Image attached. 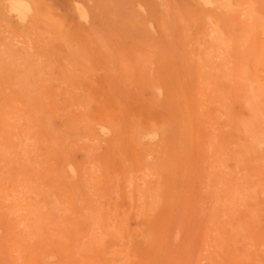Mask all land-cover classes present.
<instances>
[{
  "label": "rangeland",
  "instance_id": "1",
  "mask_svg": "<svg viewBox=\"0 0 264 264\" xmlns=\"http://www.w3.org/2000/svg\"><path fill=\"white\" fill-rule=\"evenodd\" d=\"M5 1L10 0H0L3 6L1 7L0 5V12L2 11L0 13V21L3 23H0V26L2 27L0 28L2 31H0V41L2 40L4 42L6 39V42H0V54L2 55H0V57H2V59L0 58V126H2L3 124L1 125V123L4 122L5 124L2 127L6 126L7 124L13 125L10 126V129L8 125L6 126L9 130L5 127L4 129L0 128V140H2V142L4 140L5 142V144L0 142V145L4 144V146H1L0 149V151H2V153L0 152V154H2L0 155L2 156L0 157V161H6V164L4 163L5 165H2V163L0 162V173L2 175V178L0 177V183H2L0 184V214L2 215H0V226H2L0 227V264H44V261L46 262V264H264V62H260V59L262 60L261 57L264 58V42H261L264 41V0H221V2L220 0H216V3L214 2L215 4L213 3L212 5H206V8H204L203 3L200 0H24V3L31 8L30 15L35 16L34 18L33 16L32 18H30V16L25 18L24 22L23 20H17V17L14 16L13 13H8L9 5L8 2ZM11 1L9 4H13V2L15 3V1ZM136 4H138L139 6ZM217 4H219L220 7ZM221 5L225 6L222 7ZM226 5L230 7L227 8V10L229 9L228 11L226 10V7H228ZM5 7L7 8V10ZM79 8L80 12H78L79 16H77V10L79 11ZM174 8H176V11ZM34 11H36V13ZM226 11L231 12L227 14ZM249 12L251 14H249ZM80 13L82 17L80 16ZM206 14H209V16H207ZM252 14L254 15L253 17ZM110 15L113 16L110 17ZM9 16L11 17L9 18ZM246 16L247 18H245ZM38 17L40 19H38ZM78 17L81 19L78 20ZM159 17L161 20L159 19ZM180 17L181 20L179 19ZM33 19L35 20V22ZM247 19L248 23L246 24L245 22H247ZM252 19H255L253 20V23L251 22ZM39 20L43 21V25H46V27L49 25L50 27L48 28L52 29L50 30L41 25V21ZM46 20L48 22H46ZM192 20L194 22H192ZM6 21L11 27L8 26V23H6ZM19 21H21L22 23ZM53 21L55 23H52ZM144 21L146 23H144ZM249 21L252 24H250ZM30 22H34V24H31ZM59 23L60 25L61 23L63 24L61 25V28L59 27ZM35 24L37 25L35 26ZM51 24L53 25L51 26ZM54 24L56 25L54 26ZM252 25L257 28L254 29ZM27 26H29L31 30L29 27L27 28ZM42 26L46 29V31L44 28H42ZM230 26L232 28H230ZM247 26L251 28H248ZM5 27H9L11 29L9 30ZM246 27L248 29H246ZM259 27H263V31H260ZM128 28L131 29L129 30ZM182 28L185 30L183 31ZM252 28L255 31L251 30ZM36 29H38V33ZM39 29L41 32L39 31ZM181 29L183 32L181 31ZM234 29L236 31H234ZM64 30L67 31L63 32ZM209 30H211L213 33H211V31ZM5 31H8L7 35H5ZM34 31H36V33ZM185 31L190 32H187V35L189 34L188 37H186L187 35ZM246 31H250V34L246 35ZM202 32L204 33V35ZM214 32L218 34L216 35ZM260 32H262V37H260ZM39 33L40 35L42 34L41 37L43 36V39L39 37ZM54 33H57L58 36L57 34L54 35ZM64 33H66L67 35H64ZM10 34H12L13 37H11ZM18 34L20 37L17 36ZM175 34L179 36L177 37ZM211 34L212 36H210ZM14 35L16 36V38ZM182 35L184 36L182 37ZM245 35L247 38L245 37ZM53 36L55 37V39ZM205 36H208L210 38L206 37V39ZM243 36L247 40H245ZM254 36L260 42L255 40ZM36 37L39 38L38 40L40 42ZM45 37L46 39H53V41L49 39L48 42V39L46 40ZM28 38L30 39L29 44ZM62 38L66 41V43ZM184 38L186 41L184 40ZM197 38H199V40ZM214 38L218 40L219 43L221 42V40H223V44L221 45V42L219 45L216 40L214 41ZM225 38L231 40L232 43H230ZM240 38L243 39L240 40ZM208 39L209 43L212 44L211 47L208 43ZM42 40L43 42H45L43 43ZM55 40H57L58 42ZM183 40L185 42H183ZM239 40L246 44L243 45V43L239 42ZM251 40L255 41L253 42ZM37 42L40 43H38L39 47H41L42 44L44 47L45 44V49H43V51V47H41L40 49L36 44ZM67 42L71 44L69 45ZM224 43H226V45L228 44L227 46L229 47L226 48V45H224ZM252 43L257 44H255L256 46H254L258 50L252 48ZM31 44L36 46L31 47ZM54 45L57 46V48ZM80 45L81 48L83 47L82 49L78 48L80 47ZM184 45L186 47V50L191 52V54H189V52L185 50ZM186 45L190 46L187 47ZM258 45H262L263 47L260 46V48H258ZM62 46H65V48L67 49L63 48ZM24 47L29 50L26 51ZM150 47L154 48L150 49ZM208 47L210 49L212 48V50H207L206 48ZM31 48H34V51H32ZM50 48H52L51 50H53L54 48V50L50 51ZM225 48L226 51L224 50ZM245 48L246 50H244ZM247 48L251 49L252 52L250 50L248 52H251L250 54L255 52L258 56L261 52H263V55L261 53L260 56H262H256L255 59L254 56L252 57V55H250L254 59L252 60L249 54L246 53L248 50ZM261 48L262 51L260 50ZM47 49L50 54L47 52ZM229 49L231 50L229 51ZM30 50L33 53H31ZM58 50H61V52ZM217 50L218 52H216ZM242 50H244L245 52ZM185 51L188 53H186ZM177 52H179V54H177ZM201 52L202 54H199ZM223 52L226 55H224ZM192 53L193 59L196 60L190 59L192 58ZM210 53L212 54L210 55ZM239 53L241 55H239ZM35 54L37 55L33 56ZM40 54L43 55L40 56ZM52 54H55L54 59ZM50 55L52 57H48ZM124 55L125 57L120 58V56ZM178 55H180L179 58ZM245 55L246 57H244ZM4 56H6V58ZM207 57L212 59V62ZM248 57L250 58L251 63L247 61L246 58ZM48 58L50 60H46ZM83 58L85 62H83ZM87 58L88 60H86ZM89 58L92 60V65ZM242 59H244L243 62L241 61ZM26 60L31 61V63L29 61L27 62ZM251 60L253 62L255 60H259L258 62L260 63L255 61L257 63V66H255L256 63L254 62L253 65ZM24 61H26V63ZM194 61H196V65ZM17 62L19 65L17 64ZM244 62L250 69L245 66ZM2 63L5 64V68L3 67ZM39 63L40 67L37 66ZM238 63H240L241 66H239ZM242 63H244V65H242ZM251 64L253 67L251 66ZM11 65H14L15 67H11ZM23 66H26V69ZM43 66L51 67L49 69H46ZM205 66H207V68ZM65 67L67 68L66 70ZM14 69L16 71L18 70V72H15ZM40 69L42 70L41 72ZM87 69L91 71H88ZM197 69L199 70V72ZM4 70H6L7 72ZM28 70L32 72V77ZM22 71H25L27 73H23ZM49 71H51V73H48ZM11 72H13L14 74ZM19 72H22L26 75L23 76ZM27 74H29L30 76L26 77ZM52 74L55 76V78ZM244 74L246 75V78L244 77ZM14 75H17V77L19 76L20 80L17 81L18 78ZM33 75L36 78H34ZM235 75H237V79L234 77ZM22 76L25 82L23 78L22 82L20 78ZM121 76L122 78H120ZM211 76L214 78H212ZM64 77L67 80L70 79V81H72L75 77L76 80L74 79L75 82L74 80L72 82H68ZM13 78L15 79L13 80ZM26 78L29 79L26 80ZM58 78H60V80ZM4 79L8 86L7 84L6 86L3 85L5 84V82H3ZM255 79L258 80L256 81ZM11 80L12 82H8ZM247 80L250 82V84ZM53 81L54 83L56 81L58 84H54ZM30 83L32 85H30ZM137 84H139L140 86ZM209 84H211V86ZM14 85H16L17 88H15L16 86ZM20 85L21 88H19ZM65 85L66 87H64ZM9 86L10 88H8ZM75 86L78 88V90L75 89ZM83 86L85 88L88 86L89 89L88 87L86 88L88 89L87 92L90 91L92 94L88 92L90 93L89 95ZM208 86L213 90L208 88ZM146 87L147 90L145 89ZM253 87H255V90ZM100 88H103V90ZM245 88L247 90L246 92ZM144 89L146 91H144ZM29 90L31 93L28 92ZM12 91H14L13 94H11ZM19 91L21 93H19ZM40 91L45 92L40 93ZM208 91L210 93H213L210 94L208 93ZM46 92H48V94ZM152 92H155L156 94H153ZM9 93L11 94V96L9 95ZM57 93L59 94L58 96L55 95ZM129 93L131 95H129ZM188 93L193 94L189 95ZM3 94L6 95L4 96ZM20 94L21 96H19ZM28 94L32 95L29 96ZM103 95L106 96V98ZM107 95L109 96V98ZM187 95L189 97L191 96L193 100ZM209 95L211 98L209 97ZM214 95L216 99L217 97H220V99L218 98L216 101ZM18 96L21 99L23 98L24 101L26 99L27 100L24 102L23 100H20ZM102 96L105 100L102 98ZM227 96L230 99H228ZM15 98H17V100ZM33 98L35 100H33ZM94 98L96 99V102L93 101ZM129 98H131L132 100ZM41 99L43 100V102ZM211 99L216 102V105ZM5 100L8 104H11L8 106ZM51 100L53 102H50ZM65 100L66 102L64 103ZM71 100H76V106L73 104L74 102L72 103ZM189 100L190 102L192 100L194 103H190ZM225 100L229 101L227 102ZM60 101L63 103L60 104ZM149 101L151 103H148ZM207 101L210 104H207ZM49 102L50 105L48 106L47 104H49ZM109 102H111V106L109 105ZM139 102L140 104H142V106L138 104ZM24 103L25 105H27L26 107H24ZM31 103L34 106H40L39 108H45V111H41L38 107H34L33 105H31ZM54 103H56V105ZM20 104L23 106V108ZM63 104L65 106L67 104V106L65 107ZM86 104L88 108L84 106ZM123 104L124 107L122 108ZM3 105H5V107ZM51 105L52 108L53 106L56 108H53V110L50 111V109H52ZM138 105H140L142 108ZM146 105L147 107H145ZM12 106L15 107L13 108L14 111H11ZM106 106L108 107L105 108ZM117 106L120 108H118ZM221 107H223L224 109H222ZM3 108H5V111L3 110ZM24 108L27 109L25 110ZM131 108H133V110H131ZM203 108H205V110ZM69 109L70 111H72L71 113L70 111L68 112ZM92 109L94 112L92 111ZM115 109L117 112H115ZM123 109L127 111H124ZM2 110L5 112V114L8 113L6 114L8 116H12L13 114V118H9L10 116H7L6 118V115L2 113ZM78 110L80 113L78 112ZM83 111H85V113ZM129 111L132 113H130ZM213 111L216 112V116H213L215 115ZM63 112H65V114ZM127 112L130 115L127 114ZM137 112H141V114L139 113V115ZM30 113L32 114L30 115ZM34 113H36L37 115ZM47 113L49 114L48 116L46 115ZM50 113L54 116H51ZM87 113L89 114V116H87ZM117 113L118 115L121 114L120 120H117L119 117L116 115ZM1 114L5 116L4 119ZM73 114H75V116ZM147 115L149 116V119ZM195 115L197 119H195ZM76 116H78L79 120H76ZM79 116H81L82 118ZM134 116H137V119ZM192 116L193 118H191ZM32 117L35 118L31 120ZM55 117H57L58 119H56ZM67 117L69 119L71 118L69 122L72 121L73 123H70L74 126H68L70 125V123L65 120L67 119ZM86 118L89 120H87ZM90 118L92 119L90 120ZM113 118H115V120ZM124 118L125 122L122 123V121H124ZM134 118L135 120L139 121L141 118V122L138 121L136 123V121H134ZM151 118L153 120L155 118L156 119L153 121L150 120ZM1 119L4 120V122ZM62 119L68 124H64L65 122L62 121ZM85 119L87 120V122L85 121ZM28 120L29 122L27 123L26 121ZM39 120L40 122H38ZM43 120L46 121L43 122ZM131 120L133 121V123H131ZM34 121L40 124L43 122V127H41L42 124H38L39 126H37V123ZM99 121L101 122L99 123ZM151 121L153 122L151 123ZM45 123H48L46 127L44 126ZM108 123L112 124L109 125ZM142 123L146 125H142L143 127L140 126ZM211 123L212 125H215L210 126ZM17 124L24 126H18ZM82 124L83 126L80 128L79 126H81ZM84 124H86V126ZM113 124L118 125H116L117 127H115L113 126ZM127 124L129 125L127 126ZM135 124H139L140 127H136L137 125ZM31 125L33 126L32 128ZM106 125H109V127ZM131 125L133 130L131 129ZM54 127L56 128L54 129ZM62 127L63 129H67L63 130ZM70 128L72 130H70ZM141 128H145V132L141 131L143 130ZM5 129L7 130V132ZM11 129L13 130V132ZM73 129L74 131H78L79 129L80 132L82 130L84 131H82L81 134L78 133L79 131L70 134ZM100 129H102L103 131ZM56 130L60 133L58 132L56 134ZM68 130L70 132H68ZM133 131L135 132V134ZM246 131L248 134L246 133ZM64 132L67 133L65 134ZM193 132L195 134L194 136ZM68 133L70 135H68ZM138 133L141 134L136 135ZM1 134H4V137H2ZM7 134H10L12 139L9 138ZM60 134L63 135V138L62 136H59ZM20 135H22L23 138ZM192 136L195 138H193ZM5 137H8V140L4 139ZM244 137H246V139L248 137L250 138H248L249 140L247 139L245 141ZM71 138L76 139V141L72 140ZM122 138L125 140H123ZM70 139L72 141H70ZM94 139H96L97 141L95 140L96 142H93ZM10 140L11 142H9ZM57 140L61 141L58 142ZM121 140L123 141L122 143L120 142ZM250 141L253 143H251ZM8 142L10 143V146L6 144ZM12 142L14 143V145ZM54 142L55 144H58L57 146L61 147L63 150L61 148L60 150H58V147L54 144ZM118 142H120V144ZM132 142L133 144H131ZM239 142L240 144H238ZM42 143H45L46 146L44 145V147ZM7 145L8 147H5ZM38 145L40 147H38ZM49 145H52L54 148L52 146L50 147ZM22 146L26 148H23ZM65 146L66 148H63ZM2 147L3 150L4 147L6 151L8 148L9 150L5 152V150H2ZM12 147H14L15 150H13ZM11 148L12 152H10ZM71 148H73V150H71ZM27 149L31 152H28ZM33 150L35 151L33 152ZM45 150L48 152L47 155L46 153H44ZM13 151H15L16 153ZM60 151L63 153V157H61L62 153ZM66 151L69 153H66ZM134 151H136L135 153L138 155H135ZM8 152H10L11 154ZM22 152L24 155L22 154ZM17 153L19 154V159L18 157H15ZM49 153H51V155ZM56 153H58L59 155ZM12 154L14 155L15 159L17 158L18 160L13 159L14 157L12 158ZM26 154L29 156V158L32 157V159H28V156ZM72 154L75 156L71 157ZM3 155H5L7 158L10 157L8 158L10 162ZM48 155V162L51 163L50 165L49 163L47 164V160H45L48 158ZM130 157L132 159H130ZM135 157L137 159V163L135 162ZM50 159L52 160L50 161ZM42 160L45 162H43ZM21 163L24 164L21 165ZM29 163L30 166L33 165V168L39 171L34 169L32 170V167L28 168ZM14 164H16L17 166ZM8 165H11L10 167H13L10 168ZM7 166L9 168H7ZM20 169L22 173L19 171ZM28 169H31V173H28ZM43 170H45L46 177L44 176L45 174H43ZM2 171H4V174L2 173ZM5 172H10V175L9 173ZM14 172H16V174H14ZM36 173L39 174L37 175ZM22 174H24V176ZM6 175L8 177H11L10 181ZM26 176L29 178H27ZM23 177L26 179H24ZM37 177H39L38 179L40 180H38ZM41 177L43 178L42 181ZM28 182H30V184ZM38 182L41 184H39ZM11 184L15 186L12 187ZM22 184H26L24 185L25 187L22 186ZM33 184L35 185L33 186ZM38 185L40 187H38ZM35 186L36 188H34ZM14 187L15 189H13ZM30 187L31 190L34 189L32 192H30L31 190H29ZM40 188H42L43 190H40ZM19 190H21L22 196L21 194H19ZM37 191L38 193L40 192L39 194L41 195L37 194V196ZM4 196L6 197L7 201ZM8 198L9 200L11 199V201H9ZM29 199L32 200L29 201ZM12 201L14 204L12 203ZM15 201H17L18 203ZM23 201H25L26 203ZM37 201L39 202L36 203ZM42 201V204H44L45 206L40 203ZM23 203H25L26 205H23ZM51 203L53 205H51ZM57 203H59V205L62 204L60 207L64 206V208H61V210L59 207L60 210H58L57 206L59 205ZM21 204L22 206L20 207ZM27 204L29 207L27 206ZM36 205L39 206L36 207ZM49 207L54 213H52ZM3 209L4 211L2 212ZM11 210H13V212H11ZM18 211L20 212V214ZM47 211H49V213H47ZM10 214H12V216ZM15 214L18 217H13V215L15 216ZM52 216L54 217L52 218ZM6 217L8 218V220H11L8 221ZM55 217L56 219L54 221L53 219ZM17 218H22V220H17ZM39 219L42 220H40L39 222ZM43 219H47L48 221H44V223ZM63 219H65V223L64 221H61ZM29 220L31 221V223ZM41 221L43 224L41 223ZM18 222L22 223L21 226ZM56 222L61 224V226ZM15 223H17L20 228H18L19 226L14 227L13 224ZM25 223L27 224L25 225ZM34 224L36 229L34 228ZM8 225H10L11 228ZM17 225L15 224V226ZM50 225H52V229H50ZM36 230H38V232ZM39 230H44L47 232L44 233L43 231L41 233ZM54 230L56 231L54 232ZM10 233H12L13 235H10ZM33 236L36 237V241L34 239L35 237ZM45 238H47L48 241H46ZM145 238L146 240H144ZM60 239L62 240L60 241ZM58 241L61 243V246L60 243H57ZM11 243L13 246L11 245ZM4 248L6 249L4 250ZM17 250L21 251V253H19ZM8 251L11 252L10 255L8 254ZM12 251H17L16 253L18 254L13 253ZM14 254H16L17 258L16 256H14ZM44 254H46V256ZM53 254L55 257L53 256ZM18 256L20 258H18ZM40 257L43 260L40 259ZM50 257L52 258V260ZM16 260L18 261L16 262Z\"/></svg>",
  "mask_w": 264,
  "mask_h": 264
},
{
  "label": "bare ground",
  "instance_id": "2",
  "mask_svg": "<svg viewBox=\"0 0 264 264\" xmlns=\"http://www.w3.org/2000/svg\"><path fill=\"white\" fill-rule=\"evenodd\" d=\"M10 1H11V0H10ZM10 1H5V2H8V5H9V7H8V11H9V12H8V13H10V14L13 13L14 16L17 17V20H18V19L21 20V21L23 20V22H24V19H25V18H27V17H29V16H30V18H32L33 15H30V14H31V8H30L27 4L24 3V0H23V1L21 0L23 3H22L20 0H12V1H15V3L13 2V4H12V3L9 4ZM12 1H11V2H12ZM16 1H17V2H16ZM18 1H20V2H18ZM30 1H31V0H30ZM200 1L203 3L204 8H206V7H205L206 5H210V4L212 5L214 2L216 3V0H200ZM217 1H218V0H217ZM2 2H3V1H2ZM71 2H72V1H71ZM220 2H221V0H220ZM197 3H198V2H197ZM215 3H214V4H215ZM176 4H177V3H176ZM221 4H222V3H221ZM261 4H262V3H261ZM0 5H1V7H3L2 4H1V2H0ZM4 5H5V4H4ZM136 5H138V4H136ZM217 5L219 6V4H217ZM217 5H216V6H217ZM33 6H34V5H33ZM126 6H127V5H126ZM138 6H139V5H138ZM221 6H222V5H221ZM223 6H225V5H223ZM223 6H222V7H223ZM226 6H228V5H226ZM174 7H175V6H174ZM210 7H211V6H210ZM219 7H220V6H219ZM5 8H6V7H5ZM112 8H113V7H112ZM114 8H115V7H114ZM170 8H171V7H170ZM227 8H230V7H229V6L226 7V10H227ZM34 9H35V8H34ZM174 9H175V11H176V8H174ZM178 9H179V8H178ZM221 9H223V8H221ZM6 10H7V8H6ZM6 10H5V11H6ZM114 10H115V9H114ZM228 10H229V9H228ZM228 10H227V11H228ZM81 11H82V10H81ZM179 11H180V10H179ZM227 11H226V12H227ZM1 12H2V11H1ZM1 12H0V13H1ZM34 12L36 13V11H34ZM78 12H80V8H79V11L77 10V14H78ZM230 12H231V11L227 12V14H229ZM8 13H7V14H8ZM35 13H34V15H35ZM82 13H84V12H82ZM206 13H207V12H206ZM10 14H9V15H10ZM116 14H117V13H116ZM249 14H251V13L249 12ZM4 15H5V14H4ZM82 15H83V14H82ZM113 15H114V14H113ZM113 15H110V17H112ZM124 15H125V14H124ZM159 15H160V14H159ZM173 15H174V12H173ZM179 15H180V14H179ZM206 15H207V14H206ZM36 16H37V15H36ZM77 16H79V14H78ZM80 16H81V13H80ZM180 16H181V15H180ZM207 16H209V14H208ZM224 16H225V15H224ZM231 16H232V15H231ZM247 16H249V15H247ZM247 16H246L245 18H247ZM250 16H251V15H250ZM253 16H254V15L252 14V17H253ZM5 17H6V16H5ZM10 17H11V16H9V18H10ZM34 17H35V16H33V18H34ZM81 17H82V16H81ZM126 17H127V16H126ZM160 17H161V16H160ZM160 17H159V19H160ZM163 17H164V16H163ZM175 17H176V16H175ZM177 17H179V16H177ZM181 17H182V16H181ZM181 17L179 18L180 20H181ZM204 17H205V16H204ZM222 17H223V16H222ZM6 18H7V17H6ZM36 18H37V17H36ZM36 18H35V19H36ZM47 18H48V17H47ZM78 18H79V17H78ZM114 18H115V17H114ZM133 18H134V17H133ZM189 18H190V17H189ZM207 18H208V17H207ZM207 18H206V19H207ZM223 18H224V17H223ZM226 18H227V17H226ZM241 18H242V16H241ZM245 18H244V19H245ZM38 19H40V18L38 17ZM80 19H81V18H79L78 20H80ZM182 19H183V18H182ZM228 19H229V18H228ZM232 19H233V18H232ZM6 20H7V19H6ZM31 20H32V19H31ZM33 20H34V19H33ZM113 20H114V19H113ZM160 20H161V19H160ZM234 20H235V19H234ZM253 20H255V19H252V21H251L252 23H253ZM4 21H5V19H4ZM4 21H3V22H4ZM21 21H19V22H21ZM37 21H38V20H37ZM39 21H41V20H39ZM107 21H108V20H107ZM177 21H178V20H177ZM183 21H184V20H183ZM213 21H214V20H213ZM226 21H227V20H226ZM240 21H241V20H240ZM245 21H246V20H245ZM27 22H28V21H27ZM34 22H35V20H34ZM34 22H32V23L34 24ZM42 22H43V21H41V25H43ZM46 22H48V21L46 20ZM111 22H112V21H111ZM180 22H182V21H180ZM192 22H194V21L192 20ZM0 23H2V22L0 21ZM6 23H8V22L6 21ZM6 23H5V24H6ZM15 23H16V21H15ZM21 23H22V22H21ZM30 23H31V22H30ZM30 23H29V24H30ZM32 23H31V24H32ZM38 23H39V22H38ZM52 23H55V22L53 21ZM144 23H146V22L144 21ZM147 23H148V22H147ZM226 23H227V22H226ZM245 23H246V24L248 23V19H247V22H245ZM249 23H250V21H249ZM252 23H250V24H252ZM2 24H3V23H2ZM2 24H1V25H2ZM12 24H13V23H12ZM131 24H132V23H131ZM183 24H184V22H183ZM193 24H194V23H193ZM193 24H192V25H193ZM205 24H206V23H205ZM208 24H209V23H208ZM213 24H214V23H213ZM243 24H244V23H243ZM246 24H245V25H246ZM14 25H15V24H14ZM20 25H21V24H20ZM36 25H37V24H35V26H36ZM52 25H53V24H51V26H52ZM55 25H56V24H54V26H55ZM57 25H58V23H57ZM59 25H60V23H59ZM61 25H63V24L61 23ZM61 25L59 26L60 28H61ZM148 25H150V24H148ZM181 25H182V24H181ZM216 25H217V24H216ZM216 25H215V26H216ZM8 26H9V23H8ZM12 26H13V25H12ZM25 26H26V25H25ZM32 26H33V25H32ZM35 26H34V27H35ZM43 26L46 27V25H43ZM43 26H42V28H44ZM124 26H125V24H124ZM146 26H147V25H146ZM184 26H185V25H184ZM193 26H194V25H193ZM206 26H207V25H206ZM211 26H213V25H211ZM248 26H250V25H248ZM248 26H247V27H248ZM252 26H253V25H252ZM255 26H256V25H255ZM9 27H11V26H9ZM9 27H7V28L10 30L11 28H9ZM28 27H29V26H27V28H28ZM48 27H50V26L48 25L46 28H48ZM100 27H101V26H100ZM131 27H132V26H131ZM152 27H153V26H152ZM182 27H183V25H182ZM233 27H234V26H233ZM236 27H237V26H236ZM247 27H246V29L251 28V27H248V28H247ZM253 27H254V26H253ZM0 28H2V27L0 26ZM5 28H6V27H5ZM7 28H6V29H7ZM14 28H15V27H14ZM29 28H30V27H29ZM37 28H38V27H37ZM172 28H173V27H172ZM183 28H184V27H183ZM183 28H182V29H183ZM185 28H186V27H185ZM209 28H210V27H209ZM216 28H217V27H216ZM230 28H232V27L230 26ZM234 28H235V27H234ZM256 28H257V27H254V29H256ZM259 28H260V27H259ZM262 28H263V27L260 28V31L262 30ZM12 29H13V28H12ZM18 29H19V28H18ZM34 29H35V28H34ZM44 29H45V28H44ZM48 29H50V28H48ZM51 29H52V28H51ZM51 29H50V30H51ZM63 29H65V28H63ZM63 29H62V30H63ZM128 29L130 30L131 28H128ZM173 29H174V28H173ZM182 29H181V31H182ZM204 29H205V28H204ZM235 29H236V28H235ZM235 29H234V31H236ZM244 29H245V28H244ZM254 29L252 28L251 30L255 31ZM13 30H14V29H13ZM26 30H27V29H26ZM30 30H31V28H30ZM37 30H38V29H36V31H37ZM176 30H177V29H176ZM184 30H185V29H183V31H184ZM207 30H208V29H207ZM232 30H233V29H232ZM0 31H1V29H0ZM28 31H29V30H28ZM36 31H34V32L36 33ZM39 31H40V29H39ZM45 31H46V29H45ZM60 31H61V30H60ZM66 31H67V30H66ZM66 31L64 30L63 32H66ZM101 31H102V30H101ZM151 31H152V30H151ZM151 31H149V32H151ZM183 31H182V32H183ZM189 31H190V30H189ZM189 31H185L186 35H187V32H189ZM204 31H206V30H204ZM209 31H211V30H209ZM224 31H225V30H224ZM234 31H233V32H234ZM253 31H252V33H253ZM256 31H257V30H256ZM262 31H263V30H262ZM1 32H2V31H1ZM5 32H6L5 35H7V32H8V31H5ZM10 32H11V31H10ZM13 32H14V31H13ZM13 32H12V33H13ZM16 32H17V31H16ZM22 32H23V31H22ZM40 32H41V31H40ZM61 32H62V31H61ZM222 32H223V31H222ZM230 32H231V31H230ZM246 32H247V31H246ZM249 32H250V31H249ZM249 32H247L248 34L246 33V35H249V34H250ZM3 33H4V32H3ZM14 33H15V32H14ZM26 33H27V32H26ZM37 33H38V31H37ZM44 33H47V32H44ZM172 33H173V32H172ZM189 33H190V32H189ZM199 33H200V32H199ZM202 33H203V32H202ZM202 33H201V34H202ZM206 33H207V32H206ZM206 33H205V34H206ZM209 33H210V32H209ZM209 33H208V34H209ZM211 33H213V32L211 31ZM214 33H215V32H214ZM220 33H221V32H220ZM255 33H257V32H255ZM260 33H261V34H260V37H262V36H263V35H262V32H260ZM19 34H20V33H19ZM19 34L17 35L18 37H20ZM24 34H25V32H24ZM33 34H34V33H33ZM33 34H31V35H33ZM56 34H57V33H56ZM56 34L54 33V35H56ZM62 34H63V33H62ZM89 34H90V33H89ZM100 34H101V33H100ZM215 34H216V33H215ZM217 34H218V33H217ZM217 34H216V35H217ZM230 34H231V33H230ZM243 34H245V33H243ZM15 35H16V34H15ZM15 35H14V36H15ZM22 35H23V34H22ZM26 35H27V34H26ZM38 35H39V37H41L42 34L40 35V33H39ZM44 35H45V34H44ZM52 35H53V34H52ZM64 35H67V34L64 33ZM86 35H87V34H86ZM172 35H173V34H172ZM175 35H176L177 37L179 36V35H177V34H175ZM188 35H189V34H188ZM188 35H187L186 37H188ZM197 35H199V34H197ZM203 35H204V33H203ZM213 35H214V34H213ZM228 35H229V33H228ZM239 35H240V34H239ZM239 35H238V36H239ZM246 35H245V37H246ZM253 35H254V33H253ZM0 36H1V35H0ZM10 36L13 37L12 34H10ZM57 36H58V34H57ZM183 36H184V35H182V37H183ZM195 36H196V35H195ZM210 36H212V34H211ZM221 36H222V34H221ZM230 36H231V35H230ZM240 36H241V35H240ZM3 37H4V36H3ZM11 37H9V38H11ZM25 37H26V36H25ZM32 37H33V36H32ZM32 37H31V38H32ZM53 37H54V36H53ZM63 37H64V36H63ZM83 37H84V36H83ZM91 37H92V36H91ZM101 37H102V35H101ZM196 37H197V36H196ZM201 37H202V35H201ZM206 37H208V36H205V38H206ZM214 37H216V36H214ZM218 37H219V36H218ZM225 37H227V36H225ZM252 37H253V36H252ZM254 37H255V36H254ZM0 38H1V37H0ZM15 38H16V36H15ZM36 38H37V37H36ZM41 38L43 39V36H42ZM51 38H52V36H51ZM56 38H57V37H56ZM167 38H169V37H167ZM208 38H210V37H208ZM243 38H244V36H243ZM243 38H242V39H243ZM246 38H247V37H246ZM20 39H21V38H20ZM33 39H34V38H33ZM38 39H39V38H37V40H38ZM45 39H46V37H45ZM47 39H48V38H47ZM47 39H46V40H47ZM49 39H50V38H49ZM49 39L47 40L48 42H49ZM54 39H55V37H54ZM58 39H59V37H58ZM62 39H63V38H62ZM178 39H179V38H178ZM197 39L199 40V38H197ZM200 39H202V38H200ZM203 39H204V36H203ZM206 39H207V38H206ZM212 39H213V38H212ZM221 39H222V38H221ZM225 39H227V38H225ZM236 39H238V38H236ZM242 39L240 38V40H242ZM244 39H245V38H244ZM253 39H254V38H253ZM9 40H10V39H9ZM9 40H8V41H9ZM17 40H18V39H17ZM29 40H30V39L28 38V44H29ZM50 40L53 41V39H50ZM63 40H64V39H63ZM184 40H185V38H184ZM184 40H183V42L186 41V40H185V41H184ZM215 40H216V39L214 38V41H215ZM227 40H228V39H227ZM240 40H239V42H242V41H240ZM245 40H247V39H245ZM245 40H244V41H245ZM255 40L258 41V39H256V37H255ZM255 40H251V41L254 42ZM1 41H2V40H1ZM1 41H0V42H1ZM8 41H7V42H8ZM24 41H26V40H24ZM38 41H39V40H38ZM47 41H46V45H47ZM55 41H57V40H55ZM116 41H117V40H116ZM129 41H130V40H129ZM138 41H139V40H138ZM176 41H177V40H176ZM187 41H188V40H187ZM193 41H194V40H193ZM193 41H192V42H193ZM201 41H202V40H201ZM211 41H212V40H211ZM216 41L218 42V40H216ZM228 41H229L230 43H232L231 40H228ZM237 41H238V40H237ZM2 42H3V41H2ZM4 42H6V39H5ZM4 42H3V43H4ZM35 42H36V41H35ZM39 42H40V41H39ZM39 42H37L36 44L38 45ZM42 42H43V40H42ZM44 42H45V41H44ZM44 42H43V43H44ZM57 42H58V41H57ZM64 42L66 43L65 40H64ZM110 42H111V41H110ZM199 42H200V41H199ZM202 42H203V41H202ZM221 42H222V43H221ZM221 42H220V43H221V45H222L224 41L221 40ZM239 42H237V43H239ZM246 42H247V41H246ZM249 42H250V40H249ZM258 42H260V41H258ZM261 42H264V41H261ZM3 43H2V44H3ZM11 43H12V42H11ZM62 43H63V42H62ZM67 43H68V42H67ZM169 43H170V42H169ZM169 43H167V44H169ZM173 43H174V42H173ZM176 43H177V42H176ZM186 43H187V42H186ZM186 43H184V44H186ZM197 43H198V42H197ZM204 43H207V42H204ZM208 43H209V39H208ZM215 43H216V42H215ZM218 43H219V42H218ZM220 43H219V45H220ZM226 43H227V42H226ZM226 43H224V45H226ZM242 43H243V42H242ZM39 44H40V43H39ZM48 44H49V43H48ZM68 44H69V43H68ZM70 44H71V43H70ZM70 44H69V45H70ZM174 44H175V43H174ZM195 44H196V43H195ZM195 44H194V45H195ZM209 44H210V47H211L212 44H211V43H209ZM244 44H246V43H243V45H244ZM252 44H253V43H252ZM255 44H256V43H254L253 46H254ZM260 44H261V43H260ZM4 45H5V44H4ZM10 45H11V44H10ZM59 45H61V44H59ZM130 45H131V44H130ZM177 45H178V44H177ZM197 45H198V44H197ZM197 45H196V47H197ZM202 45H203V44H202ZM207 45H208V44H207ZM213 45H214V44H213ZM227 45H228V44H227ZM227 45H226V48L229 47V46H227ZM248 45H249V44H248ZM248 45H247V46H248ZM256 45H257V44H256ZM256 45H255V46H256ZM18 46H19V45H18ZM27 46H28V45H27ZM32 46H36V45H32V44H31V47H32ZM49 46H50V45H49ZM54 46H55V45H54ZM54 46H52V47H54ZM78 46H79V45H78ZM78 46H77V47H78ZM112 46H113V45H112ZM118 46H119V45H118ZM186 46H187V45H186ZM189 46H190V45H188L187 47H189ZM204 46H205V45H204ZM245 46H246V45H245ZM253 46H252V48H255V50H258V49H256L255 46H254V47H253ZM260 46L263 47L262 45H258V48H260ZM9 47H10V46H9ZM38 47H39V45H38ZM38 47H37V48H38ZM41 47H43V44H42ZM41 47H39V48L41 49ZM44 47H45V44H44ZM44 47L42 48V51H43V49H45ZM50 47H51V46H50ZM55 47L57 48V46H55ZM62 47L65 48V46H62ZM133 47H134V46H133ZM169 47H170V46H169ZM177 47H179V46H177ZM177 47H176V48H177ZM184 47H185V45H184ZM218 47H219V46H218ZM224 47H225V46H224ZM230 47H231V46H230ZM0 48H1V46H0ZM3 48H4V47H3ZM24 48H25V47H24ZM29 48H30V47H29ZM78 48H81V45H80V47H78ZM82 48H83V47H82ZM82 48H81V49H82ZM102 48H103V47H102ZM130 48H131V47H130ZM136 48H137V46H136ZM151 48H152V47H150V49H151ZM153 48H154V47H153ZM153 48H152V49H153ZM192 48H194V47H192ZM192 48H191V49H192ZM200 48H201V47H200ZM204 48H205V47H204ZM204 48H203V49H204ZM220 48H221V47H220ZM226 48L224 49L225 51H226ZM249 48H251V47H249ZM249 48H247L248 50H247L246 53H248L249 50L251 51V49H249ZM12 49H13V48H12ZM25 49H26V48H25ZM25 49H24V50H25ZM31 49H32V51H34V48H31ZM51 49H52V48H50L49 50H50V51H53V50H54V48H53V50H51ZM65 49H67V48H65ZM172 49H173V48H172ZM201 49H202V48H201ZM206 49L209 50L210 48L208 47V48H206ZM218 49H219V48H218ZM222 49H223V48H222ZM222 49H221V50H222ZM239 49H240V48H239ZM1 50H2V49H1ZM8 50H9V49H8ZM22 50H23V49H22ZM27 50H29V49H26V51H27ZM180 50H181V49H180ZM185 50H186V47H185ZM210 50H212V48H211ZM230 50H231V49H229V51H230ZM240 50H241V49H240ZM244 50H246V48H245ZM244 50H242V51H244ZM252 50H253V49H252ZM260 50L262 51V48H261ZM260 50H259V51H260ZM58 51L61 52V50H58ZM152 51H153V50H152ZM173 51H174V50H173ZM175 51H176V49H175ZM186 51H188V50H186ZM186 51H185V52H186ZM197 51H198V50H197ZM200 51H202V50H200ZM259 51H257V52H259ZM263 51H264V50H263ZM11 52H13V51H11ZM30 52H31V50H30ZM45 52H46V50H45ZM47 52H48V49H47ZM55 52H56V51H55ZM124 52H125V51H124ZM188 52H189V51H188ZM188 52H186V53H188ZM206 52H208V51H206ZM213 52H214V51H213ZM213 52H212V53H213ZM216 52H218V50H217ZM244 52H245V51H244ZM244 52H243V54H244ZM251 52H252V51H251ZM251 52H250V53H251ZM253 52H254V51H253ZM7 53H8V51H7ZM31 53H33V52H31ZM31 53H30V54H31ZM48 53L50 54V52H48ZM48 53H47V54H48ZM58 53H59V52H58ZM58 53H56V54H58ZM83 53H85V52H83ZM197 53H198V52H197ZM204 53H205V52H204ZM212 53H210V55H211ZM221 53H222V52H221ZM250 53H248L249 56L252 55V57L254 56V59H255L256 56H257V53L254 52L255 55H254V53H252V54H250ZM261 53H262V55H263V52H261ZM261 53H260V54H261ZM9 54H10V52H9ZM14 54H16V53H14ZM30 54H29V55H30ZM44 54H45V53H44ZM59 54H60V53H59ZM86 54H87V53H86ZM94 54H95V53H94ZM175 54H176V52H175ZM177 54H179V52H177ZM181 54H182V53H181ZM189 54H191V52H189ZM199 54H202V52L199 53ZM223 54H224V52H223ZM223 54H222V55H223ZM231 54H232V53H231ZM260 54H259L257 57H261L262 55L260 56ZM0 55H1V54H0ZM12 55H13V54H12ZM20 55H21V53H20ZM25 55H27V54H25ZM36 55H37V54H35V55H33V56H36ZM42 55H43V54H42ZM42 55L40 54V56H42ZM52 55H53V54H52ZM67 55H70V54H67ZM87 55H88V54H87ZM122 55H123V52H122ZM196 55H198V54H196ZM224 55H226V54H224ZM239 55H241V54L239 53ZM1 56H2V55H1ZM8 56H9V55H8ZM14 56H15V55H14ZM54 56H55V54L53 55V59H54ZM56 56H58V55H56ZM76 56H77V55H76ZM179 56H180V55H178V58H179ZM187 56H190V55H187ZM192 56H193V53H192L191 57H192ZM201 56H203V55H201ZM205 56H206V55H205ZM212 56H213V55H212ZM4 57L6 58V56H4ZM31 57H32V55H31ZM38 57H39V56H38ZM46 57H47V56H46ZM48 57H52V56L50 55V56H48ZM77 57H78V56H77ZM122 57H125V55H124V56H120V58H122ZM176 57H177V55H176ZM197 57H198V56H197ZM215 57H216V56H215ZM244 57H246V55H245ZM250 57H251V56H250ZM252 57H251V59L254 60ZM0 58L2 59V57H0ZM40 58H41V57H40ZM188 58H190V57H188ZM205 58H206V57H205ZM205 58H204V59H205ZM207 58H208V57H207ZM248 58H249V57H248ZM248 58H246L247 61H249V63H251V62H250V58H249V59H248ZM261 58H262V60H261L260 58H258V59H260V62H262V61L264 62V60H263L264 58H263V57H261ZM30 59H31V58H30ZM42 59H43V58H42ZM55 59H56V58H55ZM59 59H61V58H59ZM89 59H90V58H89ZM180 59H181V58H180ZM190 59L192 60L193 57L190 58ZM199 59H200V58H199ZM208 59H210V58H208ZM220 59H221V58H220ZM246 59H245V61H246ZM7 60H8V59H7ZM7 60H6V62H7ZM14 60H16V59H14ZM31 60H32V59H31ZM34 60H35V59H34ZM38 60H40V59H38ZM44 60H45V59H44ZM46 60H50V59L48 58V59H46ZM46 60H45V61H46ZM68 60H70V59H68ZM86 60H88V58H87ZM90 60H91V59H90ZM193 60H196V59H193ZM202 60H203V59H202ZM239 60H240V59H239ZM243 60H244V59H242L241 61L243 62ZM252 60H251V61H252ZM8 61H9V60H8ZM26 61H27V60H26ZM26 61H24V62L26 63ZM28 61H29V60H28ZM28 61H27V62H28ZM54 61H55V60H54ZM57 61H58V60H57ZM118 61H120V60H118ZM118 61H117V62H118ZM197 61H199V60H197ZM200 61H201V60H200ZM210 61L212 62V59H210ZM220 61H221V60H220ZM255 61H256V60H255ZM255 61H254V62H255ZM258 61H259V60H258ZM258 61H256V62H258ZM0 62H1V60H0ZM2 62H3V61H2ZM4 62H5V60H4ZM12 62H13V61H12ZM12 62H11V63H12ZM29 62L31 63V61H29ZM41 62H42V61H41ZM41 62H40V63H41ZM60 62H61V61H60ZM68 62H69V61H68ZM83 62H85V61H84V58H83ZM89 62H90V61H89ZM194 62H195V65H196V64H197L196 61H194ZM206 62H207V61H206ZM211 62H210V63H211ZM221 62H222V61H221ZM221 62H220V63H221ZM237 62H238V61H237ZM254 62L252 61V64H253ZM256 62H255V63H256ZM260 62H258V63H260ZM34 63H35V62H34ZM40 63L37 65L38 67H40V66H39ZM45 63H46V62H45ZM55 63H56V62H55ZM152 63H153V62H152ZM199 63H200V62H199ZM244 63H245V62H244ZM244 63H242V65H244ZM247 63H248V62H247ZM7 64H8V63H7ZM7 64H6V65H7ZM14 64H15V63H14ZM17 64H18V62H17ZM21 64H22V62H21ZM28 64H29V63H28ZM43 64H44V63H43ZM43 64H42V65H43ZM47 64H48V63H47ZM51 64H52V63H51ZM56 64H57V63H56ZM56 64H54V65H56ZM58 64H59V63H58ZM70 64H71V63H70ZM83 64H85V63H83ZM86 64H87V63H86ZM96 64H97V63H96ZM119 64H120V63H119ZM191 64H192V63H191ZM252 64H251V66H252ZM2 65H3V67H4L5 64L2 63ZM18 65H19V64H18ZM25 65H26V64H25ZM91 65H92V60H91ZM125 65H126V64H125ZM148 65H149V64H148ZM154 65H155V64H154ZM204 65H206V64H204ZM208 65H209V64H208ZM229 65H230V63H229ZM238 65L241 66L240 63H238ZM253 65H254V64H253ZM260 65H261V64H260ZM263 65H264V64H263ZM9 66H10V65H9ZM9 66H7V67H9ZM13 66H14V65H13ZM13 66L11 65V67H13ZM26 66H27V65H26ZM26 66H25V67L23 66V67L26 69ZM32 66H34V65H32ZM37 66H36V68H37ZM48 66H49V65H48ZM86 66H87V65H86ZM88 66H90V65H88ZM191 66H192V65H191ZM198 66H199V65H198ZM227 66H228V65H227ZM245 66H247L246 63H245ZM255 66H257V63H256ZM14 67H15V66H14ZM43 67L46 68V69H47V68L49 69L51 66H50V67L43 66ZM114 67H115V66H114ZM122 67H124V66H122ZM160 67H161V65H160ZM196 67H197V66H196ZM196 67H195V69H196ZM205 67L207 68V66H205ZM210 67H211V65H210ZM242 67H243V66H242ZM247 67H248V66H247ZM252 67H253V66H252ZM4 68H5V67H4ZM17 68H18V67H17ZM24 68H21V69H24ZM54 68H55V67H54ZM54 68H53V69H54ZM203 68H204V66H203ZM215 68H216V67H215ZM245 68H246V67H245ZM31 69H32V68H31ZM31 69H30V70H31ZM34 69H35V68H34ZM41 69H42V68H41ZM41 69H40V72L43 70V69H42V70H41ZM66 69H67V68L65 67V70H66ZM69 69H70V68H69ZM89 69H91V68H89ZM89 69H87V70H88V71H91V70H89ZM122 69H123V68H122ZM195 69H194V70H195ZM200 69H201V68H200ZM227 69H228V68H227ZM235 69H236V68H235ZM248 69H250V68L248 67ZM8 70H10V69H8ZM12 70H13V68H12ZM12 70H10V71H12ZM37 70H38V69H37ZM54 70H55V69H54ZM54 70H53V71H54ZM63 70H64V69H63ZM85 70H86V69H85ZM123 70H124V69H123ZM139 70H140V69H139ZM197 70H198V69H197ZM201 70H202V69H201ZM210 70H211V69H210ZM214 70H215V69H214ZM230 70H231V68H230ZM240 70H241V69H240ZM245 70H246V69H245ZM1 71H3V70H1ZM4 71H6V70H4ZM10 71H9V72H10ZM14 71H15V72H18V70L16 71L15 69H14ZM61 71H62V70H61ZM67 71H69V70H67ZM125 71H126V70H125ZM134 71H135V70H134ZM151 71H152V70H151ZM151 71H150V72H151ZM154 71H155V70H154ZM212 71H213V69H212ZM216 71H218V70H216ZM6 72H7V71H6ZM22 72H23V71H22ZM22 72H19V73H21L23 76L26 75V74H23V73H27V72H25V71H24L23 73H22ZM28 72H30V75L32 74L31 71L28 70ZM37 72H39V71H37ZM139 72H140V71H139ZM155 72H156V71H155ZM198 72H199V70H198ZM231 72H232V70H231ZM238 72H239V71H238ZM238 72H237V73H238ZM244 72H245V71H244ZM2 73H3V72H2ZM11 73H13V72H11ZM42 73H43V72H42ZM48 73H51V71H49ZM91 73H92V72H91ZM140 73H141V72H140ZM156 73H157V72H156ZM0 74H1V72H0ZM13 74H14V73H13ZM16 74H17V73H16ZM40 74H41V73H40ZM54 74H55V73H54ZM197 74H198V73H197ZM197 74H196V75H197ZM235 74H236V73H235ZM246 74H248V73H246ZM30 75L27 74L26 77H28V76H30ZM34 75H35V74H34ZM34 75H33V76H34ZM46 75H47V74H46ZM52 75H53V74H52ZM57 75H58V73H57ZM123 75H124V74H123ZM131 75H132V74H131ZM151 75H152V73H151ZM209 75H210V74H209ZM216 75H217V74H216ZM240 75H241V74H240ZM242 75H243V73H242ZM244 75H245V74H244ZM1 76H3V75H1ZM14 76H15V75H14ZM23 76L20 77L21 80H22ZM36 76H38V75H36ZM53 76H54V75H53ZM139 76H140V75H139ZM198 76H199V75H198ZM204 76H205V75H204ZM236 76H237V75H235L234 77L236 78ZM238 76H239V75H238ZM252 76H253V75H252ZM15 77H17V75H16ZM31 77H32V75H31ZM39 77H40V76H39ZM48 77H49V76H48ZM51 77H52V76H51ZM66 77H67V76H66ZM142 77H143V76H142ZM211 77H212V76H211ZM242 77H243V76H242ZM244 77L246 78V75H245ZM17 78H18V79H17ZM17 78H16L17 81H19V80H20V79H19V76H18ZM34 78H36V77L34 76ZM37 78H38V77H37ZM44 78H45V77H44ZM44 78H43V79H44ZM52 78H53V77H52ZM52 78H51V79H52ZM54 78H55V76H54ZM64 78H65V77H64ZM69 78H70V77H69ZM71 78H72V77H71ZM120 78H122V76H121ZM151 78H152V77H151ZM157 78H158V77H157ZM180 78H181V77H180ZM205 78H207V77H205ZM212 78H214V77H212ZM217 78H218V77H217ZM223 78H224V77H223ZM237 78H238V77H237ZM237 78H236V79H237ZM245 78H244V79H245ZM1 79H2V78H1ZM5 79H6V78H5ZM5 79L3 80V82H5ZM8 79H9V78H8ZM14 79H15V78H13V80H14ZM28 79H29V78H28ZM28 79L26 78V80H28ZM32 79H33V78H32ZM47 79H48V78H47ZM58 79L60 80V78H58ZM65 79H66V78H65ZM65 79H64V80H65ZM74 79H75V77H74ZM74 79H73V80H74ZM23 80H24V78H23ZM23 80H22V82H23ZM30 80H31V79H30ZM36 80H37V79H36ZM38 80H39V79H38ZM41 80H42V79H41ZM66 80H67V79H66ZM73 80H72V81H73ZM75 80H76V79H75ZM75 80H74V82H75ZM129 80H130V79H129ZM129 80H128V81H129ZM149 80H150V79H149ZM214 80H215V79H214ZM239 80H240V79H239ZM242 80H243V78H242ZM255 80H256V79H255ZM257 80H258V79H257ZM257 80H256V81H257ZM6 81H7V80H6ZM39 81H40V80H39ZM39 81H37V82H39ZM67 81L69 82L70 79L67 80ZM72 81H70V82H72ZM130 81H131V80H130ZM147 81H148V80H147ZM150 81H151V80H150ZM195 81H196V80H195ZM247 81H248V80H247ZM0 82H1V81H0ZM8 82H12V80H11V81H8ZM15 82H16V80H15ZM24 82H25V80H24ZM29 82H30V81H29ZM37 82H36V83H37ZM123 82H124V79H123ZM123 82H122V83H123ZM125 82H126V81H125ZM132 82H133V81H132ZM156 82H158V81H156ZM213 82H214V81H213ZM27 83H28V82H27ZM42 83H43V82H42ZM44 83H45V82H44ZM53 83H54V81H53ZM55 83L58 84L56 81H55ZM55 83H54V84H55ZM104 83H105V82H104ZM199 83H200V82H199ZM248 83L250 84L249 81H248ZM6 84H7V83L5 82V84H3V85L6 86ZM71 84H72V83H71ZM74 84H76V83H74ZM74 84H73V85H74ZM77 84H78V83H77ZM101 84H102V83H101ZM101 84H100V85H101ZM125 84H126V83H125ZM129 84H130V83H129ZM148 84H149V83H148ZM11 85H12V84H11ZM11 85H10V86H11ZM27 85H28V84H27ZM30 85H32V84L30 83ZM33 85H34V84H33ZM40 85H41V84H40ZM43 85H45V84H43ZM43 85H42V86H43ZM59 85H61V84H59ZM69 85H70V84H69ZM98 85H99V84H98ZM137 85H139V84H137ZM141 85H143V84H141ZM206 85H208V84H206ZM209 85L211 86V84H209ZM251 85H252V84H251ZM0 86H1V85H0ZM7 86H8V84H7ZM10 86H9L8 88H10ZM12 86H13V85H12ZM14 86H16V85H14ZM18 86H19V85H18ZM22 86H23V85H22ZM55 86H56V85H55ZM67 86H68V85H67ZM78 86H79V85H78ZM88 86H89V85H88ZM88 86H87V87H88ZM91 86H92V84H91ZM104 86H105V84H104ZM132 86H133V85H132ZM139 86H140V85H139ZM151 86H152V83H151ZM246 86H247V85H246ZM23 87H24V86H23ZM25 87H26V86H25ZM28 87H29V86H28ZM36 87H37V86H36ZM36 87H35V88H36ZM38 87H41V86H38ZM52 87H53V86H52ZM64 87H66V85H65ZM70 87H71V86H70ZM75 87H76V86H75ZM83 87H84V86H83ZM87 87H86V88H87ZM134 87H135V86H134ZM148 87H149V86H148ZM244 87H245V86H244ZM6 88H7V87H6ZM8 88H7V89H8ZM11 88H12V87H11ZM15 88H17V86H16ZM19 88H21V85H20ZM44 88H45V86H44ZM84 88H85V87H84ZM86 88H85V89H86ZM93 88H94V87H93ZM93 88H92V89H93ZM107 88H108V86H107ZM149 88H150V87H149ZM157 88H158V87H157ZM157 88H156V89H157ZM208 88H210V87L208 86ZM246 88H247V87H246ZM246 88H245V92L247 91ZM250 88H252V87H250ZM253 88H254V90H255V87H253ZM259 88H260V87H259ZM28 89H29V88H28ZM28 89H27V90H28ZM31 89H32V88H31ZM31 89H30V90H31ZM60 89H61V88H60ZM60 89H59V90H60ZM75 89L78 90L77 87H76ZM88 89H89V87H88ZM88 89H86V92H87ZM96 89H97V88H96ZM100 89L103 90V88H100ZM116 89H117V88H116ZM145 89L147 90V87H146ZM145 89H144V91H146ZM153 89H154V88H153ZM210 89H211V88H210ZM256 89H257V88H256ZM9 90H10V89H9ZM15 90H16V89H15ZM30 90H29L28 92H30ZM41 90H43V89H41ZM48 90H49V89H48ZM51 90H52V89H51ZM51 90H50V92H51ZM104 90H105V88H104ZM106 90H108V89H106ZM125 90H126V89H125ZM154 90H155V89H154ZM157 90H158V89H157ZM162 90H163V89H162ZM182 90H183V89H182ZM211 90H213V89H211ZM263 90H264V89H263ZM23 91H24V90H23ZM33 91H35V90H33ZM45 91H46V90H45ZM45 91H42V92H45ZM60 91H61V90H60ZM68 91H70V90H68ZM96 91H97V90H96ZM113 91H114V89H113ZM140 91H142V90H140ZM151 91H152V90H151ZM191 91H192V90H191ZM195 91H196V89H195ZM9 92H10V91H9ZM25 92H26V89H25ZM36 92H37V91H36ZM42 92L40 91V93H42ZM88 92H90V91H88ZM88 92H87V93H88ZM92 92H93V91H92ZM102 92H103V91H102ZM111 92H112V91H111ZM155 92H156V91H155ZM155 92H154V93H155ZM158 92H160V91H158ZM183 92H184V91H183ZM192 92H193V91H192ZM199 92H200V91H199ZM238 92H239V91H238ZM3 93H4V92H3ZM7 93H8V92H7ZM13 93H14V91L11 92V94H13ZM19 93H21V92L19 91ZM30 93H31V92H30ZM32 93H33V92H32ZM46 93L48 94V92H46ZM58 93H59V92H58ZM58 93L55 94V95L58 96V95H59ZM90 93H91V92H90ZM90 93H88V94L90 95ZM96 93H97V92H96ZM107 93H109V92H107ZM113 93H114V92H113ZM125 93H126V91H125ZM138 93H139V91H138ZM152 93H153V92H152ZM154 93H153V94H154ZM193 93H194V92H193ZM193 93H190V94H193ZM195 93H196V92H195ZM208 93H210V92L208 91ZM212 93H213V92H212ZM212 93H210V94H212ZM214 93H215V92H214ZM11 94L9 93L10 96H11ZM23 94H24V93H23ZM65 94H66V93H65ZM84 94H85V93H84ZM91 94H92V93H91ZM120 94H121V93H120ZM153 94H152V95H153ZM155 94H156V93H155ZM188 94H189V93H188ZM190 94H189V95H190ZM222 94H223V93H222ZM222 94H221V95H222ZM249 94H250V93H249ZM0 95H1V94H0ZM3 95H4V94H3ZM5 95H6V94H5ZM5 95H4V96H5ZM14 95H15V94H14ZM14 95H13V96H14ZM26 95H27V94H26ZM28 95H29V94H28ZM30 95H32V94H30ZM30 95H29V96H30ZM34 95H35V94H34ZM36 95H37V94H36ZM68 95H69V93H68ZM70 95H71V93H70ZM96 95H97V94H96ZM100 95H102V94H100ZM100 95H99V96H100ZM105 95H106V94H105ZM129 95H131V94L129 93ZM216 95H217V94H216ZM251 95H253V94H251ZM13 96H12V97H13ZM15 96H16V95H15ZM19 96H21V94H20ZM19 96H18V97H19ZM22 96H23V95H22ZM60 96H61V95H60ZM66 96H67V95H66ZM86 96H88V95H86ZM103 96H104V95H103ZM103 96H102V98H103ZM107 96H108V95H107ZM112 96H113V95H112ZM132 96H134V95H132ZM137 96H138V95H137ZM187 96H188V95H187ZM211 96H212V95H211ZM217 96H218V95H217ZM222 96H224V95H222ZM7 97H8V96H7ZM26 97H27V96H26ZM32 97H33V96H32ZM32 97H31V98H32ZM62 97H63V96H62ZM68 97H70V96H68ZM76 97H77V96H76ZM104 97L106 98V96H104ZM119 97H120V96H119ZM129 97H130V96H129ZM164 97H165V96H164ZM188 97H189V96H188ZM209 97H210V95H209ZM224 97H225V96H224ZM227 97H228V96H227ZM252 97H254V96H252ZM13 98H14V97H13ZM27 98H28V97H27ZM34 98H35V97H34ZM34 98H33V100H35ZM64 98H65V97H64ZM72 98H73V97H72ZM90 98H91V97H90ZM108 98H109V96H108ZM116 98H117V97H116ZM116 98H113V99H116ZM121 98H122V97H121ZM125 98H128V97H125ZM131 98H132V97H131ZM131 98H129V99H131ZM185 98H186V97H185ZM185 98H184V99H185ZM189 98H191V96H190ZM210 98H211V97H210ZM214 98H215V95H214ZM218 98L220 99V97H217V99H218ZM15 99L17 100V98H15ZM19 99H20V100H23V98L21 99L20 97H19ZM103 99H104V98H103ZM103 99H102V101H103ZM123 99H124V98H123ZM137 99H138V98H137ZM156 99H157V98H156ZM191 99H192V98H191ZM215 99H216V98H215ZM215 99H214V100H215ZM217 99H216V101H217ZM228 99H230V98L228 97ZM1 100H2V99H1ZM9 100H11V99H9ZM26 100H27V99H26ZM26 100H25V101H26ZM41 100H42V99H41ZM76 100H78V99H76ZM76 100H73V101L71 100L72 103L74 102V103H73L74 105H75V103H76V102H75ZM95 100H96V99L94 98L93 101L96 102ZM104 100H105V99H104ZM131 100H132V99H131ZM177 100H178V99H177ZM186 100H187V99H186ZM192 100H193V99H192ZM192 100H191V102H193ZM211 100L213 101V99H211ZM222 100H223V98H222ZM222 100H221V102H222ZM7 101H8V100H7ZM18 101H19V100H18ZM23 101H24V100H23ZM23 101H22V102H23ZM25 101H24V102H25ZM28 101H30V100H28ZM91 101H92V100H91ZM93 101H92V102H93ZM98 101H99V100H98ZM102 101H101V102H102ZM117 101H118V100H117ZM120 101H121V99H120ZM133 101H134V100H133ZM187 101H188V100H187ZM194 101H195V100H194ZM212 101H211V102H212ZM218 101H219V100H218ZM225 101H227V100H225ZM228 101H229V100H228ZM228 101H227V102H228ZM5 102H6V100H5ZM19 102H20V101H19ZM19 102H18V103H19ZM42 102H43V100H42ZM45 102H46V101H45ZM50 102H53V101L51 100ZM50 102H49V104H47L48 106L50 105ZM65 102H66V100L64 101V103H65ZM92 102H91V103H92ZM104 102H106V101H104ZM113 102H114V101H113ZM113 102H112V104H113ZM127 102H128V101H127ZM153 102H154V101H153ZM153 102H152V103H153ZM155 102H156V101H155ZM189 102H190V100H189ZM191 102H190V103H191ZM213 102H214V101H213ZM0 103H1V101H0ZM2 103H3V102H2ZM6 103H7V102H6ZM59 103L61 104V103H63V102L60 101ZM59 103H57V104H59ZM78 103H79V102H78ZM83 103H84V102H83ZM99 103H100V102H99ZM110 103H111V102H109V105L111 106ZM118 103H119V102H118ZM120 103H121V102H120ZM148 103H151V102L149 101ZM193 103H194V102H193ZM208 103H209V102L207 101V104H208ZM215 103H216V102H214V104H215ZM229 103H230V102H229ZM3 104H4V103H3ZM10 104H11V103H10ZM10 104L7 103L8 106H9ZM27 104H29V103H27ZM33 104H34V102H33ZM33 104L31 103V105H33ZM39 104H40V101H39ZM54 104L56 105V103H54ZM70 104H71V103H70ZM80 104H81V102H80ZM93 104H96V103H93ZM100 104H101V103H100ZM124 104H125V102H124ZM124 104H123L122 108L124 107ZM132 104H133V103H132ZM138 104H140V102H139ZM209 104H210V103H209ZM223 104H224V103H223ZM231 104H232V103H231ZM234 104H235V103H234ZM7 105H6V106H7ZM17 105H18V104H17ZM20 105H21V104H20ZM41 105H42V104H41ZM52 105H53V104H52ZM52 105H51V108H52ZM63 105H64V104H63ZM78 105H79V104H78ZM114 105H115V104H114ZM135 105H137V104H135ZM140 105L142 106V104H140ZM140 105H138V106L141 107ZM211 105H212V104H211ZM215 105H216V104H215ZM217 105H218V103H217ZM232 105H233V104H232ZM3 106L5 107V105H3ZM3 106H2V107H3ZM18 106H19V105H18ZM21 106H22V105H21ZM26 106H27V105H25V103H24V107H26ZM33 106H34V105H33ZM43 106H44V105H43ZM64 106H65V105H64ZM66 106H67V104H66ZM66 106H65V107H66ZM75 106H76V105H75ZM84 106L87 107V104L84 105ZM110 106H109V108H110ZM119 106H121V105H119ZM125 106H126V105H125ZM127 106H128V104H127ZM138 106H137V107H138ZM153 106H154V105H153ZM213 106H214V105H213ZM228 106H229V105H228ZM228 106H227V107H228ZM19 107H20V106H19ZM19 107H18V109H19ZM34 107H38V105H37V106H34ZM39 107H40V106H39ZM39 107H38V108H39ZM59 107H60V106H59ZM81 107H82V105H81ZM107 107H108V106H106L105 108H107ZM117 107H118V106H117ZM145 107H147V105H146ZM155 107H156V106H155ZM209 107H210V105H209ZM218 107H219V105H218ZM7 108H9V107H7ZM13 108H15V107L12 106L11 111H14ZM20 108H21V107H20ZM22 108H23V106H22ZM27 108H28V107H27ZM27 108H26V109H27ZM32 108H33V107H32ZM43 108H44V107H43ZM53 108H56V107L53 106ZM53 108L50 109V111L53 110ZM62 108H64V107H62ZM75 108H76V107H75ZM83 108H84V107H83ZM87 108H88V107H87ZM98 108H99V107H98ZM101 108H104V107H101ZM113 108H114V107H113ZM118 108H120V107H118ZM128 108H129V107H128ZM141 108H142V107H141ZM143 108H144V107H143ZM206 108H207V107H206ZM212 108H213V107H212ZM221 108L224 109L223 107H221ZM4 109H5V108H3V110H4ZM18 109H16V110H18ZM24 109H25V108H24ZM26 109H25V110H26ZM29 109H30V108H29ZM39 109L42 111V110H44L45 108H44V109L39 108ZM46 109H48V108H46ZM57 109H58V108H57ZM57 109H56V110H57ZM71 109H72V108H71ZM93 109H94V108H93ZM93 109H92V111H93ZM203 109L205 110V108H203ZM217 109H218V108H217ZM0 110H1V107H0ZM3 110H2V111H3ZM8 110H10V109H8ZM21 110H22V109H21ZM98 110H99V109H98ZM123 110H124V111H127V110H125V109H123ZM129 110H130V109H129ZM131 110H133V108H131ZM143 110H145V109H143ZM194 110H195V106H194ZM4 111H5V110H4ZM4 111H3L2 113L5 114ZM11 111H10V112H11ZM27 111H28V110H27ZM44 111H45V110H44ZM50 111H49V112H50ZM59 111H60V110H59ZM69 111H70V109L68 110V112H69ZM74 111H75V110H74ZM96 111H97V110H96ZM103 111H104V110H103ZM103 111H101V112H103ZM106 111H107V110H106ZM119 111H120V110H119ZM138 111H139V108H138ZM206 111H207V110H206ZM209 111H210V110H209ZM227 111H228V109H227ZM0 112H1V111H0ZM8 112H9V111H8ZM15 112H16V111H15ZM24 112H25V111H24ZM33 112H36V111H33ZM71 112H72V111H70V113H71ZM78 112H79V110H78ZM83 112L85 113V111H83ZM83 112H82V113H83ZM88 112H89V110H88ZM93 112H94V111H93ZM115 112H117L116 109H115ZM129 112H130V111H129ZM207 112H208V111H207ZM207 112H206V113H207ZM213 112H214V111H213ZM63 113L65 114V112H63ZM79 113H80V112H79ZM99 113H100V111H99ZM105 113H106V112H105ZM122 113H123V112H122ZM130 113H132V112H130ZM137 113H138V112H137ZM139 113L141 114V112H139ZM139 113H138V114H139ZM146 113H147V112H146ZM194 113H195V112H194ZM194 113H193V114H194ZM214 113H215V115H213V116H216V115H217L216 112H214ZM234 113H235V112H234ZM6 114H8V113H6ZM6 114H5V115H6ZM10 114H11V113H10ZM16 114H17V113H16ZM18 114H19V113H18ZM24 114H25V113H24ZM31 114H32V113H30V115H31ZM34 114H36V113H34ZM50 114H51V113H50ZM77 114H78V113H77ZM102 114H103V113H102ZM108 114H109V113H108ZM119 114H120V113H119ZM127 114H129V113L127 112ZM140 114H139V115H140ZM210 114H212V113H210ZM232 114H233V113H232ZM1 115H2V114H1ZM21 115H22V114H21ZM30 115H29V118H30ZM36 115H37V114H36ZM36 115H35V116H36ZM41 115H42V114H41ZM46 115L48 116L49 114L47 113ZM52 115H53V114H51V116H52ZM66 115H68V114H66ZM73 115L75 116V114H73ZM78 115H79V114H78ZM116 115L119 116L117 120H120V119H121V116H120L121 114L118 115V113H117ZM116 115H115V116H116ZM129 115H130V114H129ZM133 115H134V114H133ZM188 115H189V114H188ZM190 115H191V114H190ZM229 115H230V114H229ZM2 116H3V115H2ZM7 116H8V115H6V118H7ZM9 116H10V115H9ZM9 116H8V117H9ZM12 116H13V114H12ZM12 116H10L9 118H13ZM18 116H19V115H18ZM53 116H54V115H53ZM57 116H58V115H57ZM60 116H61V115H60ZM81 116H84V115H81ZM81 116H79V117H81ZM87 116H89L88 113H87ZM109 116H110V115H109ZM117 116H116V117H117ZM126 116H127V115H126ZM147 116H148V115H147ZM209 116H210V115H209ZM218 116H219V115H218ZM227 116H228V115H227ZM4 117H5V116H3V119H4ZM15 117H16V116H15ZM15 117H14V118H15ZM37 117H38V116H37ZM37 117H36V118H37ZM71 117H72V116H71ZM76 117H77L76 120H79V119H78V116H76ZM85 117H86V116H85ZM98 117H99V116H98ZM116 117H115V118H116ZM131 117H132V116H131ZM134 117L137 119V116H134ZM139 117H140V116H139ZM139 117H138V119H139ZM142 117H144V116H142ZM142 117H141V118H142ZM195 117H196V115H195ZM233 117H234V116H233ZM33 118H35V117H32L31 120H33ZM46 118H48V117H46ZM55 118L58 119L57 117H55ZM65 118H66V117H65ZM65 118H64V119H65ZM81 118H82V117H81ZM88 118H89V117H88ZM111 118H112V117H111ZM115 118H113V119L115 120ZM126 118H127V117H126ZM135 118H134V121H136V123H137L139 120H135ZM141 118H140V121H139V122H141ZM153 118H154V117H153ZM191 118H193V116H192ZM210 118H212V117H210ZM219 118H220V117H219ZM26 119H27V117H26ZM44 119H45V118H44ZM52 119H54V118H52ZM56 119H55V120H56ZM70 119H71V118H70ZM70 119L67 117V119H65V120H67V121L69 122ZM74 119H75V118H74ZM86 119H87V118H86ZM86 119H85V121L87 122V120H89V119H87V120H86ZM91 119H92V118H90V120H91ZM104 119H105V118H104ZM108 119H110V118H108ZM127 119H128V118H127ZM144 119H145V118H144ZM148 119H149V116H148ZM155 119H156V118H155ZM155 119H154V120H155ZM189 119H190V117H189ZM195 119H197V117H196ZM215 119H216V118H215ZM228 119H229V118H228ZM1 120H2V119H1ZM6 120H7V119H6ZM8 120H9V119H8ZM10 120H11V119H10ZM21 120H22V119H21ZM23 120H24V118H23ZM34 120H35V119H34ZM37 120H38V119H37ZM37 120H36V121H37ZM46 120H47V119H46ZM46 120H43V122L46 121ZM55 120H54V121H55ZM83 120H84V119H83ZM145 120H146V119H145ZM150 120H153V119L151 118ZM154 120H153V121H154ZM211 120H213V119H211ZM2 121L4 122V120H2ZM36 121H34V122H36ZM62 121H64V120L62 119ZM62 121H61V122H62ZM80 121H82V120H80ZM80 121H79V122H80ZM128 121H129V120H128ZM131 121H132V120H131ZM153 121H151V123H152ZM190 121H191V120H190ZM219 121H220V120H219ZM7 122H9V121H7ZM26 122L28 123L29 120L26 121ZM26 122H25V123H26ZM30 122H31V121H30ZM38 122H40V120H39ZM38 122H36V123H37V126H39L38 124H40V123H38ZM43 122H42V123H43ZM64 122H65V121H64ZM70 122L73 123L72 121H70ZM70 122H69V123H70ZM100 122H101V121H99V123H100ZM123 122H125V118H124V121H122V123H123ZM129 122H130V121H129ZM157 122H158V121H157ZM182 122H184V121H182ZM196 122H197V121H196ZM202 122H203V121H202ZM204 122H207V121H204ZM217 122H218V121H217ZM239 122H240V121H239ZM239 122H238V123H239ZM22 123H24V122H22ZM42 123H41V124H42ZM71 123H70V125H68V126H71V127L74 126V125H72ZM82 123H83V122H82ZM94 123H95V122H94ZM131 123H133V121H132ZM131 123H130V124H131ZM134 123H135V122H134ZM145 123H146V122H145ZM189 123H190V122H189ZM219 123H220V122H219ZM2 124L4 125L5 122H4V123H1V125H2ZM41 124H40V125H41ZM47 124H48V123H47ZM47 124L45 123L44 126L46 127ZM56 124H57V123H56ZM56 124H55V125H56ZM64 124H68V123L65 122ZM64 124H63V125H64ZM75 124H77V123H75ZM86 124H87V123H86ZM86 124H84V125L86 126ZM88 124H89V123H88ZM104 124H105V123H104ZM108 124H109V123H108ZM111 124H112V123H111ZM111 124H109V125H111ZM196 124H197V123H196ZM209 124H210V123H209ZM3 125H2V126H3ZM7 125L9 126V129H10V126L13 125V124H11V125H10V124H7ZM7 125H6V126H7ZM17 125H18V124H17ZM17 125H16V126H17ZM29 125H30V124H29ZM61 125H62V124H61ZM79 125H80V124H79ZM91 125H92V123H91ZM100 125H101V124H100ZM109 125H106V126L109 127ZM116 125H118V124H115V125L113 124V126L117 127ZM123 125H125V124H123ZM128 125H129V124H127V126H128ZM135 125H137L136 127H140V126H142V125H146V124H143V123H142L140 126H139V124H135ZM152 125H154V124H152ZM185 125H187V124H185ZM193 125H195V124H193ZM206 125H207V124H206ZM213 125H215V124H213ZM213 125H212V123H211L210 126H213ZM222 125H223V124H222ZM2 126H0V128H3V129H4V127L7 128L6 126H4V127H2ZM18 126H24V125H18ZM65 126H66V125H65ZM82 126H83V124H82L81 126H79V127L81 128ZM87 126H88V125H87ZM127 126H126V127H127ZM150 126H151V125H150ZM189 126H190V125H189ZM207 126H208V125H207ZM210 126H209V129H210ZM32 127H33V126L31 125V128H32ZM41 127H43V124H42ZM45 127H44V128H45ZM63 127H64V126H63ZM63 127H62V129H63ZM89 127H90V126H89ZM118 127H119V126H118ZM124 127H125V126H124ZM136 127H135V128H136ZM142 127H143V126H142ZM144 127H145V126H144ZM244 127H245V126H244ZM13 128H14V126H13ZM13 128H12V129H13ZM15 128H17V127H15ZM18 128H20V127H18ZM23 128H24V127H23ZM28 128H29V127H28ZM28 128H27V129H28ZM55 128H56V127H54V129H55ZM57 128H59V127H57ZM84 128H85V127H84ZM120 128H121V125H120ZM135 128H134V129H135ZM147 128H148V127H147ZM195 128H196V127H195ZM197 128H199V127H197ZM215 128H216V127H215ZM215 128H214V129H215ZM225 128H226V127H225ZM3 129H2V130H3ZM7 129H8V128H7ZM9 129H8V130H9ZM12 129H11V130H12ZM45 129H46V128H45ZM62 129H61V130H62ZM66 129H67V128H64L63 130H66ZM76 129H77V127H76ZM110 129H111V128H110ZM127 129H129V128H127ZM127 129H126V131H127ZM131 129L133 130L132 125H131ZM141 129H143V130H141V131H144V130H145V128H141ZM148 129H149V128H148ZM193 129H194V128H193ZM204 129H206V128H204ZM207 129H208V128H207ZM211 129H212V128H211ZM247 129H248V128H247ZM0 130H1V129H0ZM5 130H6V129H5ZM14 130H16V129H14ZM17 130H18V129H17ZM22 130H24V129H22ZM22 130H21V131H22ZM39 130H40V129H39ZM42 130H43V128H42ZM47 130H48V129H47ZM47 130H46V131H47ZM70 130H72V129L70 128ZM79 130H80V129H79ZM79 130H78V131H79ZM87 130H88V129H87ZM89 130H90V129H89ZM100 130H102V129H100ZM124 130H125V128H124ZM146 130H147V129H146ZM149 130H150V129H149ZM199 130H200V129H199ZM201 130H202V129H201ZM215 130H216V129H215ZM218 130H219V129H218ZM218 130H217V131H218ZM238 130H239V129H238ZM243 130H244V129H243ZM248 130H249V129H248ZM3 131H4V130H3ZM29 131H30V130H29ZM31 131H32V130H31ZM40 131H41V130H40ZM46 131H45V132H46ZM56 131H57V130H56ZM78 131H76V130L74 131V129H73V131L70 132V131L68 130V132H70V134L73 133V132L76 133V132H78ZM82 131H84V130H82ZM82 131H81V132H82ZM102 131H103V130H102ZM119 131H120V130H119ZM134 131H135V130H134ZM134 131H133V132H134ZM150 131H151V130H150ZM179 131H180V130H179ZM179 131H178V132H179ZM181 131H182V128H181ZM181 131H180V132H181ZM189 131H190V129H189ZM219 131H220V130H219ZM219 131H218V132H219ZM239 131H240V130H239ZM6 132H7V130H6ZM9 132H10V131H9ZM9 132H8V133H9ZM12 132H13V130H12ZM12 132H10V133H12ZM32 132H33V131H32ZM48 132H49V131H48ZM58 132H59V131H57L56 134H57ZM81 132L79 131L78 133L81 134ZM90 132H91V131H90ZM90 132H89V134H90ZM111 132H112V131H111ZM121 132H122V131H121ZM123 132H124V131H123ZM130 132H131V130H130ZM144 132H145V131H144ZM211 132H212V131H211ZM214 132H215V131H214ZM16 133H17V132H16ZM16 133H15V134H16ZM26 133H27V131H26ZM43 133H44V132H43ZM43 133H41V134H43ZM59 133H60V132H59ZM64 133H65V132H64ZM64 133H63V134H64ZM66 133H67V132H66ZM66 133H65V134H66ZM99 133H100V132H99ZM104 133H105V132H104ZM142 133H143V132H142ZM150 133H151V132H150ZM186 133H187V132H186ZM208 133H209V132H208ZM215 133H216V132H215ZM241 133H242V132H241ZM246 133H247V131H246ZM12 134H13V133H12ZM17 134H18V133H17ZM19 134H20V133H19ZM28 134H29V132H28ZM46 134H47V133H46ZM52 134H53V133H52ZM70 134L68 133V135H70ZM80 134H79V136H80ZM84 134H85V133H84ZM124 134H125V133H124ZM131 134H133V133H131ZM134 134H135V132H134ZM139 134H141V133H138V134H136V135H139ZM191 134H192V133H191ZM247 134H248V133H247ZM1 135H2V137H4V134H1ZM5 135H6V133H5ZM24 135H25V133H24ZM72 135H73V134H72ZM119 135H120V134H119ZM119 135H118V136H119ZM148 135H149V134H148ZM153 135H155V134H153ZM194 135H195V134H194V132H193V136H194ZM196 135H197V133H196ZM7 136H8L9 138H11L10 134H7ZM20 136H22V135H20ZM45 136H46V135H45ZM55 136H56V135H55ZM59 136H60V137L62 136V138H63V135H62V134H60ZM73 136H74V135H73ZM75 136H76V135H75ZM123 136H124V135H123ZM123 136H122V137H123ZM181 136H182V135H181ZM190 136H191V135H190ZM193 136H192V137H193ZM208 136H209V135H208ZM228 136H231V135H228ZM254 136H255V135H254ZM8 137H7V138L5 137L4 139L8 140ZM17 137H18V136H17ZM36 137H37V136H36ZM40 137H41V135H40ZM49 137H50V136H49ZM60 137H59V138H60ZM71 137H72V136H71ZM89 137H90V136H89ZM89 137H87V138H89ZM94 137H95V135H94ZM125 137H126V136H125ZM135 137H136V136H135ZM150 137H151V136H150ZM152 137H153V136H152ZM213 137H214V136H213ZM256 137H257V136H256ZM18 138H19V137H18ZM22 138H23V136H22ZM57 138H58V137H57ZM68 138H69V137H68ZM78 138H79V137H78ZM80 138H81V137H80ZM92 138H93V137H92ZM123 138H124V137H123ZM123 138H122V139H123ZM130 138H132V137H130ZM190 138H191V137H190ZM193 138H195V137H193ZM244 138H245L244 140L246 141V140H247L248 138H250V137H248L247 139H246V137H244ZM251 138H252V137H251ZM11 139H12V138H11ZM13 139H14V138H13ZM20 139H21V138H20ZM44 139H45V138H44ZM48 139H49V138H48ZM48 139H47V140H48ZM65 139H66V138H65ZM71 139H72V138H71ZM71 139H70V141H72V140H75V141H76V139H72V140H71ZM90 139H91V138H90ZM98 139H99V138H98ZM149 139H150V138H149ZM207 139H208V138H207ZM213 139H215V138H213ZM34 140H36V139H34ZM42 140H43V139H42ZM62 140H63V139H62ZM95 140H96V139H94L93 142H96V141H97V140H96V141H95ZM123 140H125V139H123ZM142 140H143V138H142ZM248 140H249V139H248ZM50 141H51V140H50ZM57 141H58V140H57ZM60 141H61V140H60ZM60 141H58V142H60ZM70 141H69V143H70ZM117 141H118V140H117ZM126 141H127V140H126ZM131 141H132V140H131ZM252 141H254V140H252ZM0 142H2V140H0ZM6 142H7V141H6ZM9 142H11V140H10ZM9 142L6 143V144H8V145L10 146V143H9ZM16 142H17V140H16ZM30 142H31V141H30ZM48 142H49V141H48ZM93 142H92V144H93ZM98 142H99V141H98ZM104 142H105V141H104ZM120 142L122 143L123 141L121 140ZM120 142H118V143L120 144ZM193 142H194V140H193ZM193 142H192V143H193ZM195 142H196V140H195ZM250 142H251V141H250ZM2 143L5 144L4 140H3ZM12 143H13V142H12ZM12 143H11V144H12ZM19 143H21V142H19ZM36 143H37V142H36ZM61 143H62V142H61ZM61 143H59V144H61ZM129 143H130V142H129ZM248 143H249V142H248ZM251 143H253V142H251ZM0 144H1V143H0ZM4 144H3V145H0V149H1V146H4ZM17 144H18V142H17ZM42 144H43V143H42ZM49 144H51V143H49ZM54 144H55V142H54ZM62 144H64V143H62ZM72 144H73V142H72ZM84 144H85V143H84ZM131 144H133V142H132ZM238 144H240V142H239ZM8 145L5 146V147H8ZM13 145H14V143H13ZM13 145H12V146H13ZM19 145H20V144H19ZM30 145H32V144H30ZM44 145H45V143L43 144V146H44ZM47 145H48V144H47ZM55 145L57 146L58 144H55ZM64 145H65V144H64ZM64 145H63V146H64ZM75 145H76V144H75ZM75 145H74V146H75ZM128 145H130V144H128ZM141 145H142V144H141ZM250 145H251V144H250ZM263 145H264V144H263ZM263 145H262V146H263ZM26 146H27V145H26ZM34 146H35V145H34ZM45 146H46V145H45ZM45 146H44V147H45ZM49 146H50V145H49ZM51 146H52V145H51ZM51 146H50V147H51ZM74 146H73V147H74ZM111 146H112V145H111ZM193 146H194V145H193ZM239 146H240V145H239ZM251 146H252V145H251ZM5 147H4V150H5ZM22 147H23V146H22ZM38 147H40V146L38 145ZM44 147H42V148H44ZM52 147H53V146H52ZM57 147H58V146H57ZM67 147H69V146H67ZM71 147H72V145H71ZM78 147H79V146H78ZM127 147H128V146H127ZM140 147H141V146H140ZM213 147H214V146H213ZM245 147H246V146H245ZM257 147H258V146H257ZM260 147H261V146H260ZM260 147H259V148H260ZM12 148H13V150H15L14 147H12ZM12 148H11L10 152H12ZM15 148H16V147H15ZM23 148H26V147H23ZM34 148H35V147H34ZM53 148H54V147H53ZM53 148H52V149H53ZM60 148H61V147H58V150H60ZM63 148H66V146L63 147ZM80 148H82V147H80ZM80 148H79V149H80ZM94 148H95V147H94ZM263 148H264V147H263ZM61 149H62V148H61ZM91 149H92V148H91ZM91 149H90V150H91ZM113 149H114V148H113ZM113 149H112V150H113ZM131 149H132V148H131ZM239 149H241V148H239ZM260 149H261V148H260ZM260 149H259V150H260ZM2 150H3V147H2ZM4 150H3V151H4ZM8 150H9V148L7 149V151H8ZM16 150H17V149H16ZM25 150H26V149H25ZM37 150H39V149H37ZM46 150H47V149H46ZM46 150L44 151V153H46V155H47L48 152H47ZM62 150H63V149H62ZM66 150H67V149H66ZM71 150H73V148H71ZM7 151L5 150V152H7ZM19 151H20V149H19ZM27 151H28V149H27ZM34 151H35V150H33V152H34ZM40 151H41V150H40ZM51 151H52V150H51ZM93 151H94V150H93ZM0 152L2 153V151H0ZM10 152H8V153H10ZM13 152H15V151H13ZM17 152H18V151H17ZM28 152H31V151L29 150ZM36 152H37V151H36ZM38 152H39V151H38ZM42 152H43V151H42ZM49 152H50V150H49ZM55 152H56V151H55ZM60 152H61V151H60ZM60 152H59V153H60ZM126 152H127V151H126ZM126 152H125V153H126ZM132 152H133V151H132ZM135 152H136V151H134V153H135ZM256 152H257V151H256ZM3 153H4V152H3ZM15 153H16V152H15ZM15 153H14V154H15ZM25 153H26V152H25ZM40 153H41V152H40ZM61 153H62V152H61ZM61 153H60V154H61ZM66 153H69V152L66 151ZM72 153H73V152H72ZM93 153H94V152H93ZM129 153H130V151H129ZM134 153H133V154H134ZM243 153H244V152H243ZM247 153H248V152H247ZM6 154H7V153H6ZM10 154H11V153H10ZM22 154H23V152H22ZM34 154H35V153H34ZM49 154L51 155V153H49ZM53 154H54V153H53ZM56 154H58V153H56ZM81 154H82V153H81ZM86 154H87V153H86ZM0 155H2V154H0ZM7 155H8V154H7ZM12 155H13V154H12ZM18 155H19V154L17 153V155H16L15 157H18ZM23 155H24V154H23ZM26 155H27V154H26ZM28 155H29V153H28ZM28 155H27V156H28ZM35 155H36V154H35ZM46 155H45V156H46ZM58 155H59V154H58ZM126 155H127V154H126ZM126 155H125V158H126ZM135 155H138V154L135 153ZM140 155H141V154H140ZM3 156L6 157L5 155H3ZM38 156H40V155H38ZM55 156H56V155H55ZM63 156H64V155H63V153H62L61 157H63ZM73 156H75V155L72 154L71 157H73ZM92 156H93V155H92ZM0 157H2V156H0ZM4 157H3V158H4ZM13 157H14V155L12 156V158H13ZM15 157H14L13 159H15ZM50 157H52V156H50ZM56 157H57V156H56ZM56 157H55V158H56ZM127 157H129V156H127ZM132 157H133V156H132ZM145 157H146V156H145ZM145 157H144V158H145ZM3 158H2V159H3ZM6 158H7V157H6ZM8 158H10V157H8ZM8 158H7V160L9 161ZM33 158H34V157H33ZM43 158H44V157H43ZM4 159H5V158H4ZM16 159H17V158H16ZM16 159H15V160H16ZM18 159H19V157H18ZM18 159H17V160H18ZM22 159H23V157H22ZM26 159H27V158H26ZM26 159H25V160H26ZM28 159H32V157L29 158V156H28ZM39 159H40V158H39ZM44 159H45V158H44ZM130 159H132V158L130 157ZM0 160H1V159H0ZM25 160H24V161H25ZM36 160H37V159H36ZM45 160H47V164H48V163H49V162H48V160H49V155H48V158L45 159ZM51 160H52V159H50V161H51ZM91 160H93V159H91ZM128 160H129V159H128ZM136 160H137V159H136V157H135V162H136ZM213 160H215V159H213ZM3 161H4V160H3ZM8 161H7V162H8ZM27 161H30V160H27ZM31 161H32V160H31ZM42 161H43V160H42ZM61 161H62V159H61ZM88 161H89V159H88ZM143 161H144V160H143ZM0 162L2 163V165H5V164H6V163H5L6 161H5V162L0 161ZM9 162H10V161H9ZM43 162H45V161H43ZM43 162H42V163H43ZM126 162H127V161H126ZM260 162H261V161H260ZM4 163H5V164H4ZM69 163H70V161H69ZM136 163H137V162H136ZM218 163H219V162H218ZM16 164H17V162H16ZM16 164H14V165H16ZM22 164H24V163H21V165H22ZM25 164H26V163H25ZM33 164H34V163H33ZM45 164H46V163H45ZM50 164H51V163H49V165H50ZM128 164H129V163H128ZM11 165H12V164H11ZM11 165H10V166H11ZM21 165H20V166H21ZM26 165H27V164H26ZM34 165H35V164H34ZM42 165H43V164H42ZM71 165H72V164H71ZM71 165H70V166H71ZM144 165H145V164H144ZM221 165H222V164H221ZM8 166H9V165H8ZM8 166H7V168L10 167V166H9V167H8ZM16 166H17V165H16ZM20 166H18V167H20ZM27 166H28V165H27ZM27 166H26V167H27ZM46 166H47V165H46ZM61 166H62V165H61ZM217 166H218V165H217ZM5 167H6V166H5ZM12 167H13V166H12ZM12 167H10V168H12ZM21 167H22V166H21ZM30 167H32V170L34 169V168H33V165L30 166V163H29V167H28V168H30ZM67 167H68V165H67ZM215 167H216V166H215ZM24 168H25V167H24ZM37 168H38V166H37ZM47 168H49V167H47ZM159 168H160V167H159ZM220 168H221V167H220ZM0 169H1V168H0ZM43 169H44V168H43ZM11 170H14V169H11ZM11 170H9V171H11ZM22 170H23V169H22ZM26 170H27V168H26ZM26 170H25V171H26ZM34 170H37V169H34ZM68 170H69V169H68ZM68 170H67V171H68ZM74 170H75V169H74ZM160 170H161V169H160ZM4 171H6V170H4ZM4 171H2V173H3ZM16 171H17V170H16ZM19 171L21 172V169H20ZM28 171H29L28 173H31V172H30L31 169H28ZM37 171H39V170H37ZM37 171H36V172H37ZM17 172H18V171H17ZM32 172H33V171H32ZM43 172H44L43 174H45L44 176L46 177L45 170H43ZM61 172H63V171H61ZM162 172H163V171H162ZM5 173H9V175H10V172H5ZM21 173H22V172H21ZM33 173H34V172H33ZM41 173H42V171H41ZM69 173H70V172H69ZM123 173H124V172H123ZM3 174H4V173H3ZM12 174H13V173H12ZM12 174H11V175H12ZM14 174H16V172H14ZM34 174H35V173H34ZM36 174H37V173H36ZM38 174H39V173H38ZM38 174H37V175H38ZM43 174H42V175H43ZM125 174H126V172H125ZM17 175H18V174H17ZM22 175L24 176V174H22ZM31 175H32V174H31ZM71 175H72V173H71ZM1 176H2V175H1V173H0V177H1ZM6 176H7V175H6ZM6 176H5V177H6ZM19 176H20V175H19ZM7 177H8V176H7ZM12 177H15V176H12ZM26 177H27V176H26ZM29 177H30V175H29ZM29 177H27V178H29ZM34 177H36V176H34ZM45 177H44V178H45ZM1 178H2V177H1ZM3 178H4V176H3ZM8 178H9V181H10V178H11V177H8ZM23 178H24V177H23ZM38 178H39V177H37V179H38ZM41 178H42V177H41ZM128 178H129V177H128ZM13 179H14V178H13ZM13 179H12V180H13ZM24 179H26V178H24ZM146 179H147V178H146ZM38 180H40V179H38ZM42 180H43V178L41 179V181H42ZM9 181H8V182H9ZM27 181H28V180H27ZM33 181H35V180H33ZM33 181H32V182H33ZM211 181H212V180H211ZM14 182H15V181H14ZM24 182H25V181H24ZM125 182H126V180H125ZM11 183H12V182H11ZM16 183H18V182H16ZM19 183H21V182H19ZM28 183L30 184V182H28ZM38 183H39V182H38ZM38 183H37V184H38ZM42 183H44V182H42ZM0 184H2V183H0ZM39 184H41V183H39ZM4 185H5V184H4ZM16 185H17V184H16ZM19 185H20V184H19ZM24 185H26V184H24ZM24 185L22 184V186H24ZM34 185H35V184H33V186H34ZM44 185H45V184H44ZM11 186L13 187V186H15V185H12V184H11ZM29 186H30V185H29ZM33 186H32V187H33ZM36 186H37V185H36ZM36 186H35L34 188H36ZM41 186H42V185H41ZM46 186H47V185H46ZM24 187H25V186H24ZM27 187H28V185H27ZM38 187H40V186L38 185ZM18 188H19V187H18ZM2 189H3V188H2ZM13 189H15V187H14ZM19 189H20V188H19ZM37 189H38V188H37ZM41 189H42V188H40V190H41ZM3 190H4V189H3ZM9 190H12V189H9ZM29 190H31V187L29 188ZM33 190H34V189H32L30 192H32ZM42 190H43V189H42ZM12 191H15V190H12ZM17 191H18V190H17ZM19 191H20L19 194H21V196H22L21 190H19ZM23 191H24V190H23ZM38 191H39V190H38ZM38 191H37L36 195L40 193V192L38 193ZM158 191H159V189H158ZM7 192H8V191H7ZM10 192H11V191H10ZM42 192H43V191H42ZM125 192H126V191H125ZM1 193H2V191H1ZM12 193H13V192H12ZM33 193H34V192H33ZM44 193H45V192H44ZM15 194H16V192H15ZM19 194H18V195H19ZM29 194H30V193H29ZM3 195H5V194H3ZM18 195H17V196H18ZM39 195H41V194H39ZM46 195H47V194H46ZM13 196H14V194H13ZM26 196H27V195H26ZM26 196H23V197H26ZM28 196H29V195H28ZM32 196H33V194H32ZM34 196H35V195H34ZM37 196H38V195H37ZM37 196H36V197H37ZM42 196H44V195H42ZM234 197H235V196H234ZM4 198L6 199L5 196H4ZM4 198H3V199H4ZM14 198H15V196H14ZM29 198H30V197H29ZM42 199H43V198H42ZM47 199H48V197H47ZM8 200H9V198H8ZM27 200H28V199H27ZM31 200H32V199H29V201H31ZM6 201H7V199H6ZM6 201H5V202H6ZM9 201H11V199H10ZM43 201H44V200H43ZM43 201L40 202V203L42 204ZM61 201H62V200H61ZM15 202H17V201H15ZM20 202H21V201H20ZM23 202H25V201H23ZM38 202H39V201H37L36 203H38ZM0 203H1V202H0ZM6 203H7V202H6ZM6 203H5V205H6ZM10 203H11V202H10ZM12 203H13V201H12ZM17 203H18V202H17ZM25 203H26V202H25ZM25 203H23V205H24ZM60 203H61V202H60ZM13 204H14V203H13ZM57 204L59 205V203H57ZM25 205H26V204H25ZM32 205H33V204H32ZM39 205H40V204H39ZM39 205H36V207L39 206ZM42 205H44V204H42ZM51 205H53V204L51 203ZM61 205H62V204H60L59 206H57L58 210H60L61 208H64V206H63V207H60ZM64 205H65V204H64ZM66 205H67V204H66ZM7 206H8V204H7ZM15 206H16V203H15ZM15 206H14V207H15ZM21 206H22V204L20 205V207H21ZM27 206H28V204H27ZM44 206H45V205H44ZM11 207H13V206H11ZM28 207H29V206H28ZM59 207H60V209H59ZM1 208H2V207H1ZM22 208H24V207H22ZM25 208H26V207H25ZM34 208H35V207H34ZM42 208H43V207H42ZM51 208H52V206H51ZM51 208L49 207L50 210H51ZM57 208H56V209H57ZM65 208H67V207H65ZM15 209H16V208H15ZM17 210H18V209H17ZM61 210H62V209H61ZM3 211H4V209L2 210V212H3ZM51 211H52V210H51ZM64 211H65V209H64ZM8 212H9V211H8ZM8 212H6V213H8ZM11 212H13V210H11ZM18 212H19V211H18ZM55 212H58V211H55ZM14 213H15V212H14ZM45 213H46V212H45ZM45 213H44V215H45ZM47 213H49V211H47ZM52 213H54V212L52 211ZM66 213H67V212H66ZM19 214H20V212H19ZM56 214H57V213H56ZM125 214H126V213H125ZM0 215H1V214H0ZM10 215L12 216V214H10ZM22 215H23V214H22ZM22 215H20V216H22ZM63 215H64V214H63ZM1 216H2V215H1ZM35 216H36V214H35ZM50 216H51V214H50ZM50 216H49V217H50ZM57 216H58V215H57ZM60 216H61V215H60ZM64 216H65V215H64ZM67 216H68V215H67ZM67 216H66V217H67ZM13 217L16 218V217H18V216H16V214H15V216L13 215ZM53 217H54V216H52V218H53ZM3 218H4V217H3ZM6 218H7V217H6ZM61 218H62V217H61ZM18 219L22 220V218H17V220H18ZM55 219H56V217H55L53 220L55 221ZM58 219H59V218H58ZM174 219H175V218H174ZM7 220H8V218H7ZM10 220H11V219H9L8 221H10ZM40 220H42V219H39V222H40ZM64 220H65V219H63V220H61V221H64ZM24 221H25V219H24ZM29 221H30V220H29ZM44 221H48V220H47V219H43V222H44ZM13 222H14V221H13ZM13 222H12V223H13ZM21 222H22V221H21ZM21 222H20V223L18 222V223L20 224V226H21V224H22ZM39 222H34V223H39ZM68 222H69V221H68ZM5 223H6V222H5ZM30 223H31V221H30ZM41 223H42V221H41ZM44 223H45V222H44ZM48 223H49V222H48ZM50 223H51V221H50ZM56 223H57V222H56ZM64 223H65V221H64ZM15 224L17 225V223H15ZM15 224H13L14 227H18V226H19V225L15 226ZM26 224H27V223H25V225H26ZM42 224H43V223H42ZM46 224H47V223H46ZM54 224H55V223H54ZM57 224H59V223H57ZM11 225H12V224H11ZM13 225H12V226H13ZM36 225H37V224H36ZM59 225L61 226V224H59ZM8 226L11 228L10 225H8ZM20 226H19L18 228H20ZM44 226H45V225H44ZM46 226H47V225H46ZM48 226H49V224H48ZM51 226H52V225H50V227H51ZM54 226H55V225H54ZM0 227H2V226H0ZM14 227H13V228H14ZM38 227H39V226H38ZM34 228H35V224H34ZM34 228H33V229H34ZM47 228H48V227H47ZM62 228H63V224H62ZM27 229H28V227H27ZM35 229H36V228H35ZM37 229H38V228H37ZM48 229H49V228H48ZM50 229H52V227H51ZM16 230H17V229H16ZM25 230H26V229H25ZM36 231L38 232V230H36ZM39 231H40V230H39ZM43 231H44V230H43ZM43 231H40V232L42 233ZM49 231H50V230H49ZM55 231H56V230H54V232H55ZM2 232H3V231H2ZM45 232H47V231H44V233H45ZM62 232H63V229H62ZM15 233H16V232H15ZM26 233H27V232H26ZM35 233H36V232H35ZM50 233H51V232H50ZM11 234H12V233H10V235H11ZM31 234H32V233H31ZM146 234H147V233H146ZM12 235H13V234H12ZM17 235H18V234H17ZM38 235H39V233H38ZM38 235H37V236H38ZM47 235H48V234H47ZM61 235H62V234H61ZM27 236H28V235H27ZM43 236H44V235H43ZM62 236H63V235H62ZM62 236H61V237H62ZM28 237H29V236H28ZM28 237H27V238H28ZM30 237H31V236H30ZM33 237H35V236H33ZM45 237H46V235H45ZM52 237H53V235H52ZM54 237H55V236H54ZM146 238H147V237H146ZM146 238H145L144 240H146ZM24 239H25V238H24ZM34 239H35V241H36V237H35ZM34 239H33V240H34ZM51 239H53V238H51ZM31 240H32V239H31ZM31 240H30V241H31ZM45 240L48 241L47 238H45ZM61 240H62V239H60V241H61ZM5 241H7V240H5ZM39 242H40V241H39ZM147 242H148V241H147ZM147 242H146V243H147ZM149 242H150V241H149ZM35 243H36V242H35ZM57 243H60V242L58 241ZM30 244H31V242H30ZM147 244H148V243H147ZM0 245H1V244H0ZM11 245H12V243H11ZM12 246H13V245H12ZM60 246H61V243H60ZM4 247H5V246H4ZM16 247H17V245H16ZM20 248H21V247H20ZM20 248H19V249H20ZM0 249H1V247H0ZM5 249H6V248H4V250H5ZM10 249H11V248H10ZM30 250H31V249H30ZM13 251H15V250H13ZM13 251H12V252H13ZM17 251H18V250H17ZM17 251H16V252H17ZM105 251H106V250H105ZM16 252H13V253H16ZM18 252L21 253V251H18ZM10 253H11V252L8 251V254H9V255H10ZM22 253H23V251H22ZM16 254H18V253H16ZM16 254H14V256H16ZM49 254H50V253H49ZM11 255H13V254H11ZM44 255L46 256V254H44ZM14 256H13V257H14ZM19 256H20V255H19ZM19 256H18V258H20ZM49 256H51V255H49ZM53 256H54V254H53ZM53 256H52V257H53ZM41 257H42V256H41ZM41 257H40V259H42ZM43 257H44V256H43ZM54 257H55V256H54ZM54 257H53V258H54ZM16 258H17V256H16ZM50 258H51V257H50ZM19 260H20V259H19ZM21 260H22V259H21ZM42 260H43V259H42ZM45 260H47V259H45ZM51 260H52V258H51ZM17 261H18V260H16V262H17ZM49 261H50V259H49ZM44 264H46L45 261H44ZM77 264H78V263H77Z\"/></svg>",
  "mask_w": 264,
  "mask_h": 264
}]
</instances>
